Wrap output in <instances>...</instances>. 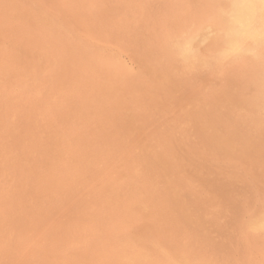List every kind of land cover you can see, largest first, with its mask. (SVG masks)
<instances>
[{"label": "rangeland", "instance_id": "rangeland-1", "mask_svg": "<svg viewBox=\"0 0 264 264\" xmlns=\"http://www.w3.org/2000/svg\"><path fill=\"white\" fill-rule=\"evenodd\" d=\"M205 1L206 2L204 3V0H132V1L131 0L130 1L129 0H123V1L122 0H120V1L119 0H102V1L101 0H0V194H1L0 198L3 199V200L0 199V212H1V214H0V220H1L0 221V223H1L0 229L2 230V231L0 230V249L2 248L0 250V264H30V263L31 264H36V263L37 264H43V263L44 264H105V263H107V264L108 263L109 264H154V263L155 264H194V263L195 264H204V263L205 264H208V263L209 264H217V263L218 264H250V263H252V264H264V252H263L264 251L263 250L264 249V247H263L264 246L263 245L264 233L261 232V234L259 233V234L255 235V234H252L248 231L246 232L245 224H244V221L246 218L264 217V208L261 206V204H259V203H262V205L264 204V168H263L264 159H262V158H264V147H263L264 146L263 145L264 144V139H263L264 138V131H263L264 126L262 125V124H264L263 123L264 122L263 121V118H264V49H263L264 48V42L258 43L257 41L255 42V40H253V39H248L246 41V43H247L246 49L249 47L253 54L247 55V52H245V53H241V54L236 55V56H231L227 59L223 58L222 53L226 49L229 40L236 38L233 35L234 30L240 27V26H234L232 23L233 18H234V11H235L232 8V6H233V4L237 3L238 0H229L230 2L228 0H220V1L219 0H205ZM214 1L216 2V4ZM213 3L215 5H213ZM219 3H221V4H219ZM115 4L117 5L116 7H115ZM110 6H112V7L114 6L113 7L114 11ZM127 6L129 8H126ZM207 6L210 8H208ZM224 7H225V9H224ZM257 7L258 8H256V13L253 16L251 21L258 19L261 15V13L259 12L260 7H261L260 4L257 5ZM104 8H106V9H104ZM204 8H206L205 10H208V12L210 14L207 13V11L205 12ZM128 9H129V12H127ZM131 9H132V11H131ZM105 10L108 12H106ZM215 10H217V11L215 12ZM225 10H227V11L225 12ZM218 11H219V14H218ZM86 13H87V16H89L88 18H90V19L93 18V19H91V21H90V19L88 20ZM202 14H204V15H202ZM229 15H231V16L229 17ZM194 16H196L197 18L195 17L196 18L195 19ZM218 16H219L220 20L218 19ZM226 16H227V18H226ZM115 17H116V19H115ZM215 17H217V18H215ZM31 18H32V20H31ZM35 18H38V19H35ZM224 18H225V20H224ZM34 19L37 21L39 20V21L37 22ZM102 19H104V20H102ZM194 19H195V21H194ZM198 19H200V20H198ZM27 20H28V23H27ZM222 20H223V22H222ZM226 20H228L229 22ZM86 21L88 22V24L86 23ZM89 23L92 26H90ZM188 23L191 25H187ZM36 24H37V27H36ZM109 24H111V26H112L111 28H110ZM138 24L140 25V27ZM38 25L40 27H38ZM136 25L138 26V28ZM186 25L189 27H187ZM24 26L26 28H24ZM127 26H128V28H126ZM95 27H97V28H95ZM113 27L116 29H114ZM223 27H225V28L223 29ZM45 28H47V29H45ZM101 28H102V30H101ZM182 28H183V30H182ZM191 28H193V30ZM98 29H100V30H98ZM107 29H109V30H107ZM130 29H132V30H130ZM41 30L43 33L40 32ZM137 30H139V31H137ZM26 31H27V33H26ZM60 31L61 32L64 31V32L61 34ZM113 31H114V33H113ZM177 31H179V32H177ZM58 32H60V33H58ZM91 32L94 34H92ZM116 32H118V33H116ZM104 33H107V34L104 35ZM186 33H188V34H186ZM223 33H224V35H223ZM111 34L113 36H111ZM132 34H135V35H132ZM177 34H179L180 36ZM229 34H230V36L231 35L232 36L230 37ZM48 35H49V37H48ZM126 35L130 38L126 37ZM44 36L46 37V39ZM223 37H225V39ZM33 38H34V40L35 39L38 40L39 43H37V41H34ZM53 38H55L57 41H54L55 39H53ZM162 38H164V39H162ZM58 39H60V41ZM62 39L64 41H67V42L69 41V42L66 44V42H64V41L62 42ZM179 39L183 43L186 42V40L191 41V48H192L191 59L193 60L192 65H186L185 63L182 64L183 62H181V60L179 58H176V57H178L177 52H176L177 49H175L173 47H175L174 44H177L176 42H180ZM222 39H224V41ZM118 40H121V41L119 42ZM146 40H148V41H146ZM173 40L174 41L176 40V42H174ZM132 41H133V43H132ZM145 41H146V43H144ZM220 41H221V43H220ZM248 41H249V43L251 42L250 45H249ZM60 42L63 43L65 45V47ZM129 42L131 45L129 44ZM169 42H171V43L169 44ZM31 43H33V45H31ZM135 43H136V45H135ZM154 43L157 45H155ZM183 43H181V44H183ZM50 44H52L51 45L52 47L50 46ZM55 44L57 47H59L58 48L59 51L56 50L57 48H56ZM68 44L69 45L72 44L71 46H73V48L71 46H69ZM53 45L55 48H53ZM59 45H61V48ZM121 45H123V46H121ZM124 45H125V47H124ZM133 45H134V48H133ZM34 46L36 49L33 48ZM45 46H46V48H44ZM67 46H69V47H67ZM130 46L132 49H136L138 51L133 50L135 53L134 52L132 53L131 52L132 49L130 48ZM75 47H77V48H75ZM142 47H143V49H141ZM50 48L52 51L50 50ZM125 48H127V49H125ZM249 48H248V50H249ZM77 49L78 50L81 49V50L77 51ZM53 50H54V53H53ZM60 50L62 52H60ZM70 50L71 51L73 50L72 51L73 53L70 54ZM139 50H140V52H139ZM141 50H142V52H141ZM147 50H149V51H147ZM254 51H255V53H254ZM43 52L45 53V55ZM55 52H56L57 56L54 55ZM58 53H59V58H58ZM83 53H85V55H87V56L85 57L83 55ZM141 53H143V54H141ZM60 54H62V55L60 56ZM68 55H70L69 58H68ZM77 56H79L78 59H77ZM62 57H65V58H62ZM84 57H85V59H84ZM57 58H58V61H57ZM245 58H247V59H245ZM45 59H47V60H45ZM99 59H101V60H99ZM152 59H153V61H152ZM242 59H244L245 61ZM65 61H67V62H65ZM68 62L69 63L73 62V63L68 64ZM116 62L119 65L116 64ZM150 62H153V63L151 64ZM78 63H79V65H78ZM84 63H86L88 66L86 64L84 65ZM89 63H91V64L89 65ZM105 63H107L109 66L108 65L106 66ZM112 63L113 64L115 63L116 67ZM202 63H203V65H202ZM73 64H74V66H73ZM157 64H158V66H157ZM169 64L171 65V67ZM178 64H180V65H178ZM47 65L52 66V68L49 66L47 67ZM68 65H70V66H68ZM98 65H99V67H98ZM120 65L121 66L123 65V67H121L122 69H120ZM164 65L167 67H165ZM75 66H77V68H75ZM80 66H81V68H80ZM105 66L107 67V69ZM130 66L131 67L133 66V67L131 68ZM54 67H55V69H53ZM91 67L92 68L94 67V68L92 69ZM110 67L113 69H111ZM164 67L165 68L170 67V68L168 70V69H165ZM182 67H183V69H182ZM198 67L200 69H197ZM118 68L120 69V71H123L124 73L123 72L121 73L118 70ZM138 68H142V69H138ZM162 68H163V70H162ZM178 68H181V69H178ZM65 69H66V71H65ZM68 69H70L69 70L70 72L68 71ZM71 69H72V71H71ZM131 69L133 72H135V74H136V71L138 70L137 71L138 73L136 75L138 80L134 79L135 75L129 74V73H133L131 71ZM49 70L51 71V74L49 73L50 72ZM80 70H82V71H80ZM182 70H183V72H181ZM115 71H116V73L118 71V73H120V75H122V76H120L118 73H117L118 76L116 75V73L113 75V73ZM175 71H177V72L175 73ZM84 72H86V74H83ZM88 72H89V75H88ZM92 72H94V74ZM102 72H104V73H102ZM142 72H144V73H142ZM148 72H150V73H148ZM60 73L61 74L63 73V74L61 75ZM91 73H92V75H91ZM96 73L98 74V76H96L97 75ZM125 73H126V75H130L131 77L129 76V79H128V76H126ZM58 74H60V75H58ZM76 74H78V75H76ZM80 74L82 75L81 78L79 77ZM186 74H187V76H186ZM63 75H66V76H63ZM123 75H125L126 79L129 80L128 83H127V80L125 79V76H123ZM138 75H139V78L142 75L141 78L143 80L139 79ZM54 76L56 77V79ZM83 76L85 78L87 76H89V77H87L86 79L85 78L83 79ZM103 76L105 78H103ZM96 77L99 78L97 80L98 82L96 81ZM117 77H118V79H117ZM185 78H187V79H185ZM58 79L60 80L61 83L58 81ZM63 79H65L66 81ZM88 79H90V80H88ZM94 79H95V81H94ZM122 79H123V81H122ZM130 79L131 80L133 79V80L131 81ZM147 79L148 80L151 79V80L147 81ZM79 80L82 82H80ZM104 80H106V81H104ZM113 80L115 83L113 82ZM139 80L141 81V84H143V85H141L139 83ZM180 80H182V81H180ZM92 81H93V83L94 82H97V83H94V84L91 83L90 84V82H92ZM154 81H155V84H154ZM187 81L190 83H188ZM63 82L64 83L67 82V83L64 84ZM69 82H72V84H70ZM79 82L82 84L81 85L82 87L80 86ZM86 82H88V85ZM118 82H119V84H117ZM159 82H160V84H159ZM161 82L163 84H161ZM111 83H113V85ZM164 83H165V85H164ZM166 83H167V86H166ZM61 84L64 86H62ZM75 84H79V85H75ZM97 84H98V86L99 85L100 86L98 87ZM105 84H107L109 86H107ZM65 85L66 86L68 85V86L66 87ZM157 86H158V88H157ZM161 86L162 87L164 86L163 87L164 89L168 88L169 91L167 89L163 90V88H161ZM109 87L113 88V90ZM151 87H152V90H151ZM153 87L155 89H153ZM171 87L173 88V90ZM186 87L189 89L188 92H187L188 89ZM66 88H68V89H66ZM100 88L102 89V91L105 94H103V92L101 93ZM117 88H119V89L117 90ZM106 89H107V91H106ZM119 90L121 91L122 94L120 93ZM157 90H159V91H157ZM92 91H96V92H92ZM99 91H100V93H98ZM166 91H168V92H166ZM194 91H196L197 93L195 94ZM66 92H68V93L66 94ZM155 92H157V93H155ZM191 92L195 94V95H193L194 97H192ZM97 93L100 95H98ZM106 93H107V95H106ZM141 93H142V95H141ZM85 95H88L87 97L90 100ZM159 95L163 100L159 97ZM73 96H74L75 101L73 100ZM176 96L179 97L180 100ZM202 96L205 99L202 98ZM76 97H78V98H76ZM102 97H104V99L105 100L107 99V100L105 101ZM136 97H137V99H135ZM170 98H172L173 101ZM116 99L118 101H116ZM158 99H159V101L161 99V101L159 102ZM188 99H189V101H188ZM198 99H200V100H198ZM85 100L86 101L88 100V101L86 102ZM139 100H140V102L138 103ZM113 101H115V102H113ZM156 101H158V103ZM99 102L100 103L102 102V103L100 104ZM176 102H178V103H176ZM205 102H207V103L204 104ZM86 103L92 108L88 107V105L84 106ZM105 103H106V105H105ZM123 103H125V104H123ZM129 103H131V104H129ZM133 103L134 104L136 103V104L133 105ZM155 103H156V105H155ZM167 103H168V105H167ZM236 103H238V104L236 105ZM245 103H246V105H244ZM42 104H43V107H41ZM137 104L139 106H137ZM208 104H210L211 107ZM240 104H242V105H240ZM34 105H36V106L34 107ZM130 105H132L133 107ZM163 105H164V107H163ZM45 106H46V108H45ZM98 106L99 107L101 106V107L98 109ZM111 106L113 107V109H110ZM203 106H205V107L203 108ZM248 106H250V107H248ZM93 107L95 109H93ZM103 107H105V108L102 109ZM40 108H41V110H40ZM86 108L88 110L90 109V111L86 110ZM187 108H188V110H187ZM63 109H65V110H63ZM97 109L99 110V113H98ZM154 109H156V110H154ZM168 109L171 110L172 112L171 111L169 112ZM66 110H67V112H66ZM76 110H77V112H76ZM132 110H134V111H132ZM161 110H163V112H161ZM190 110H191V112H190ZM199 110H201L203 112L200 113L201 111H199ZM212 110L215 112H212ZM112 111L114 114L112 113ZM37 112H39V113H37ZM46 112H47V114H46ZM57 112H58V114H57ZM191 113L194 115H192ZM186 114H187V116H186ZM246 114H247V116H246ZM85 115H86L85 120L82 121L84 119ZM211 115H214V116H211ZM42 116H44L45 118ZM49 116H52V117H49ZM91 116H93V117H91ZM185 116H186V119H183V118H185ZM193 116H194V119H192ZM217 116H219L220 118H217ZM237 116H238V118H237ZM256 116L259 118H257ZM48 117H49V119H48ZM74 117L76 118L75 120L77 122L74 121V119H73ZM82 117H83V119H82ZM94 117H96V118H94ZM239 117H240V119H239ZM242 117H245V118H242ZM253 117H254V119H253ZM50 118H53V119L51 120ZM88 118H89V120H88ZM249 118H251V119H249ZM46 119L49 121H47ZM64 119H66V120H64ZM94 119L95 120L97 119V120L95 121ZM113 119H116V120L114 121ZM119 119H120V121H119ZM134 119H136V120H134ZM141 119H143V120H141ZM179 119H180V121H179ZM32 120H34V121H32ZM111 120H112V122H111ZM219 120H222V121H219ZM243 120H245V121H243ZM59 121L61 124L59 123ZM80 121H81V123H80ZM89 121L92 122L93 124H91ZM240 121H241V123H240ZM66 122H68V123H66ZM75 122L79 125H77ZM51 123H52V125H51ZM108 123L109 124L112 123L110 125L111 127L109 126ZM193 123H195V124H193ZM232 123H234V124H232ZM254 123L257 124V126H255ZM36 124H38V125H36ZM73 124H75V125H73ZM84 124H86V125H84ZM105 124H107V125H105ZM218 124L221 127H219ZM30 125L32 127H30ZM198 125H199V127H198ZM230 125H233V127ZM69 126H70V129L68 128ZM80 126L81 127L83 126V128H80ZM225 126H229L231 131H229V127L227 129ZM242 126L244 128H242ZM25 127L27 129H25ZM116 127H117V130H116ZM193 127H194V129H196V127H198L197 130L199 129V132L195 131L193 129ZM231 127L234 129H231ZM32 128L34 131L32 130ZM38 128H40V129L43 128V129L40 130ZM53 128L55 131L53 130ZM111 128H113V129H111ZM143 128H145V129L143 130ZM35 129H36V131H35ZM58 129H59V131H58ZM88 129H89V131L86 132L85 130H88ZM107 129L109 131L111 130L110 131L111 133ZM120 129H122V130H120ZM130 129H132V130L130 131ZM163 129H165V130H163ZM68 130L71 132L69 133ZM97 130H98V132H97ZM153 130H155V131H153ZM38 131H39V134H38ZM66 131H67V133H66ZM81 131H82V133H81ZM186 131H188V132H186ZM189 131H191L192 133ZM245 131L246 132L249 131V132L246 133ZM72 132H74L75 134L74 133L71 134ZM129 132H131V133H129ZM141 132H143L144 134ZM51 133L54 135H52ZM56 133H58V134H56ZM94 133L97 135H95ZM101 133H103V135H101ZM120 133H122V134H120ZM135 133H136V135H134ZM226 133H228V135H226ZM229 133H231V134H229ZM46 134H48V135H46ZM59 134H62L63 136L59 135ZM145 134H147V135H145ZM199 134H200V137H199ZM241 134H243V135H241ZM65 135H66V137H65ZM132 135L134 138L132 137ZM157 135L160 136L158 139H156L158 137ZM185 135H186V137H185ZM231 135H232V137H231ZM247 135H248V137H246ZM13 136H15V137H13ZM30 136H32V137H30ZM49 136H51V137H49ZM77 136L79 138H77ZM171 136H174L176 140L174 139V137H171ZM176 136H179V137H176ZM187 136H189V137H187ZM38 137H40L41 139L39 138L40 140H38L37 139ZM80 137H81V140H80ZM86 137L88 139H86ZM99 137H100V139H99ZM113 137H115V138H113ZM116 137L119 138V140ZM121 137H122V139H121ZM193 137H194V139H193ZM219 137H220V139H219ZM108 138H109V140L107 141ZM126 138H127V140H126ZM198 138H200V139H198ZM36 139H37V142H36ZM155 139L158 141V143ZM190 139L192 141H190ZM201 139H202V141H201ZM210 139L213 141H211ZM224 139H226V141ZM79 140H80V142L82 141L81 142L82 146L80 145ZM99 140H102V141H99ZM137 140H139V141H137ZM150 140H151V142H150ZM193 140H195V141L197 140V142H195ZM242 140H243V142H242ZM262 140H263V142H262ZM74 141H76V142L74 143ZM160 141L162 143L165 142L164 143L165 145L162 144ZM52 142L55 144L53 145ZM128 142L130 145L134 142L131 145L132 147L128 144ZM250 142L252 143L251 146H250ZM258 142H260L261 144ZM86 143H88V144H86ZM117 143H118V146L116 145ZM125 143L128 145H125ZM155 143H157L158 146ZM211 143H213L215 145H213ZM254 143H256V144H254ZM83 144L85 147H83ZM99 144H101L100 148H98ZM107 144H110L109 145L110 149H108L109 147L106 148ZM114 144L116 145V147H114L115 146ZM137 144H138V146H137ZM181 144H183V145H181ZM220 144H221V146H220ZM45 145H46V147L47 146L48 147L46 148ZM252 145H253V147H252ZM91 146H93V147L91 148ZM112 146H113V149H112ZM118 147H121L123 149L121 150ZM163 147H166L167 149L165 150V148H163ZM217 148L219 150H221L222 153ZM259 148L261 151L259 150ZM83 149H85V151ZM211 149H213L214 151ZM248 149L250 152L248 151ZM96 150H99L100 152L96 151ZM132 150H133V152H135L134 154H133ZM134 150H137L138 152L134 151ZM53 151H55V152H53ZM92 151H93V153H92ZM48 152H49V154L51 153L50 154L51 156L49 154H47ZM75 152H76V154H75ZM81 152H82V154H81ZM86 152H87V154H86ZM94 152H96V156H95ZM224 152H225V154H223ZM91 153H92V155H91ZM193 153H195L196 155ZM77 154H79V155H77ZM105 154L106 155L108 154L107 155L108 157L105 156ZM111 154L113 157H111ZM118 154L121 156H118ZM124 154H126V155L123 156ZM129 154H130V158H129ZM140 154H141V156H140ZM167 154L169 156L166 157ZM246 154H249V155H246ZM250 154H252V155H250ZM52 155H54V156H52ZM257 155H259V156H257ZM115 156H117V157H115ZM133 156H134V158H133ZM44 157H46V158H44ZM50 157H52L53 160ZM118 157L120 160L118 159ZM218 157H220V158H218ZM251 157H252V159H251ZM138 158H142V159H138ZM128 159H129V162H128ZM152 159H154V160L152 161ZM253 159H255V160H253ZM41 160H43L44 162ZM50 160H52V161H50ZM103 160L105 162H103ZM75 161H76V163H75ZM92 161H94V163ZM138 161H141V162H138ZM146 161H147V163H146ZM233 161H235V162H233ZM32 162H34V163H32ZM36 162L38 165L36 164ZM97 162H99V163H97ZM142 162H145L146 164L142 163ZM39 163H40V165H39ZM82 163H83V166H82ZM260 163L261 164L263 163V164L261 165ZM43 164H45V165H43ZM54 164L56 165L55 169H54V166H55ZM63 164H64V168L62 166ZM35 166H37V167H35ZM141 166H143V167H141ZM152 166L154 168H152ZM241 167H243V169H241ZM67 168H68V170H67ZM148 168H151V169H148ZM232 168H234V169H232ZM85 169H86V171H85ZM91 169H94V170H91ZM104 169H105V171H104ZM82 171H83V173H82ZM154 171H156V172H154ZM177 171L180 173L178 174ZM253 171L255 172V174ZM85 172H88V173L86 174ZM146 172L149 174L147 175ZM63 173H65V174H63ZM89 173H90V175H89ZM91 173H93V174H91ZM161 173L163 174L162 176H161ZM176 174H178L179 177L174 176ZM209 174H210V176H209ZM257 174L260 176L258 177ZM39 175H40V177H39ZM84 175H86V177ZM132 175H134V177H132ZM140 175L141 176L146 175V176L140 177ZM241 175L243 176V178L241 177ZM180 176H182L185 179L182 180L183 178L182 177L180 178ZM33 177H35V178H33ZM42 177H43V180H42ZM83 177H84V179H83ZM88 177L90 178V180ZM213 177L214 178L216 177L215 180ZM239 177L241 179H239ZM27 178H28V180H27ZM154 178H155V180H154ZM259 178L263 179V180H260ZM138 179L139 180L141 179V180L139 181ZM146 179L149 181H147ZM156 180H157V182H156ZM251 180H253V181H251ZM105 181H106V183H105ZM29 182L33 183V185L32 184L29 185ZM133 182L136 184H133ZM162 182H164V183H162ZM180 182H183V183H180ZM251 182H252V184H251ZM16 183H18V184L16 185ZM36 183H37V186H34V185H36ZM97 183H99L98 184L99 186H97ZM116 183H118V184L116 185ZM121 183H122V185H120ZM161 184L163 187L161 186ZM191 184L193 186H191ZM139 185H140V187H139ZM147 185H148V187H147ZM40 186L42 187V189ZM157 186L161 189H159ZM30 187L34 188V189L31 190ZM124 187H125V190H124ZM133 187H135V188H133ZM144 187H146V188L144 189ZM126 188H128V189L130 188V189L128 190ZM150 188H152V190ZM164 188L167 190H165ZM187 188H188V190H187ZM231 188H232V190H231ZM11 189H12V191H11ZM23 189H24V191H23ZM183 189H185V190L183 191ZM210 189H211V191H210ZM234 189H235V191H234ZM20 190H22V191H20ZM26 190L28 191L27 192L28 194L26 193ZM135 190H136V192H135ZM120 191L122 193H114V192H120ZM194 191H197V192H195V194H193ZM11 192H13V193H11ZM20 192H22V193L20 194ZM38 192H40V194ZM130 192H131V194H130ZM93 193H95V194H93ZM188 193L190 195H188ZM4 194L7 196H5ZM25 194H27V195H25ZM51 194H52V196H51ZM55 194H57V195H55ZM78 194H79V196H78ZM91 194H92V196H90ZM107 194H109V195H107ZM112 194H113V196H111ZM126 194H127V198H126ZM132 194L133 195L135 194V195L133 196ZM12 195H14V198ZM30 195H31V197H30ZM45 195L47 197L48 196L49 197L46 198ZM62 195H63V197H62ZM124 195H125V197H124ZM153 195L154 196L156 195V196L153 197ZM207 195L209 196V198ZM237 195H239L240 197ZM2 196L3 197L5 196V197L3 198ZM99 196H102V197H99ZM196 196L199 199H197ZM11 197H12V199H10ZM52 197H54V198H52ZM70 197H71V199L73 198L72 199L73 201L70 199ZM139 197L140 198L142 197L141 201H140ZM202 197H205L204 198V200L206 201L205 203H204V200H202ZM22 198H23V200H22ZM64 198H68V200L64 199ZM82 198H85V199L83 200ZM135 198L139 199L138 202ZM148 198H150V199L152 198V200H149ZM39 199H40L41 203L39 202ZM108 199H109V202H108ZM144 199H145V201H144ZM187 199H189L188 201L190 203L187 201ZM228 199L230 201H228ZM13 200L15 201V203ZM51 200H52V202H51ZM69 200H70V202H66ZM79 200H80V202H79ZM146 200H148V201H146ZM216 200H217V202H216ZM17 201H19L20 203ZM33 201L35 202V205H34ZM42 201H43V203H42ZM48 201H50V202H48ZM116 201L117 202L119 201L121 204H124V205H121L120 203H115ZM159 201H160V203H158ZM199 201L201 202V204H199ZM208 201H209V203H208ZM82 202H83V204H82ZM110 202L112 204H110ZM123 202H125V203H123ZM131 202H133V203H131ZM24 203L25 204L27 203V204L25 205ZM85 203H87V205ZM173 203H174V205H171ZM219 203H220V205H219ZM8 204H9V206H7ZM43 204L46 205V208ZM54 204L57 206H55ZM68 204H70V207H72V208H70ZM88 204H89V206H88ZM106 204H107V206H106ZM113 204H115L114 207H113ZM222 204H223V206H222ZM23 205H25V206H23ZM61 205H63V206H61ZM109 205H110V207H108ZM170 205H171V207L169 208ZM175 205H177V206H175ZM202 205H204L205 208ZM211 205H212V207H211ZM230 205H232V206H230ZM253 205H254V207H253ZM3 206H5V207H3ZM11 206H13V207H11ZM250 206H252V207L250 208ZM14 207H16V208H14ZM22 207L25 209H23ZM34 207H35V209H34ZM94 207L97 209H95ZM115 207H117L119 210ZM214 207H216V209ZM217 207H218V209H217ZM219 207H221V208H219ZM222 207H224V208H222ZM246 208H248V209L244 210ZM73 209H74L75 214L73 213ZM77 209L80 211V213ZM98 209H99V211H96ZM223 209H224V211H223ZM240 209H241V211H240ZM5 210H6V212H5ZM37 210L40 212V214ZM109 210H110V212H109ZM126 210L128 211V213L126 212ZM177 210H178V213H177ZM193 210H195L196 212H194ZM203 210H204V212H203ZM256 210H257V212H256ZM35 211H36V213H35ZM93 211H96V212H93ZM106 211L109 213H107ZM168 211H170L171 213ZM206 211H207V213H206ZM27 212L30 215L26 214ZM112 212L114 213L113 215H112ZM120 212L123 213V214L121 213L123 215V217L121 214H119ZM161 212H163V213H161ZM55 213H56V215L58 214L59 217H58V215L57 216L54 215ZM59 213H61V215ZM103 213L104 214L107 213L106 217ZM115 213L117 214L116 216H115ZM83 214H84V216H83ZM100 214H103V216H101ZM220 214H221V216H220ZM40 215L43 217H40ZM49 215H50V218H49ZM70 215H71V217H70ZM78 215L83 216V218L79 217ZM94 215L95 216L98 215L97 217L101 220L96 218ZM128 215L130 217L131 216L132 217L130 218ZM22 216H23V218H22ZM37 216H39V217L37 218ZM118 216L120 217V219ZM179 216H181V218ZM206 216H208V217H206ZM236 216H237V218H236ZM9 217H10V221L11 220H14V221H11V222L7 221V220H9ZM29 217H30V219H28ZM75 217H76V219H74ZM101 217L103 218L104 221L102 220ZM109 217H110V219H109ZM176 217H178V219H176ZM70 218H71V221H69ZM113 218L115 220H113ZM27 219H28V221H27ZM38 219H44V220L39 221ZM50 219H52V220H50ZM56 219L57 220L59 219V220L57 221ZM97 219L99 220V223H100V221H102L103 223L101 222L99 224ZM116 219H118L119 223L117 222ZM60 220H64L63 224H60V223H62V221H60ZM77 220L83 224L81 225V223H78ZM120 220L121 221L123 220V222H122L123 225L121 224ZM124 220H126V221H124ZM176 220H179V221H176ZM180 220H182V221H180ZM218 220H219V222H218ZM25 221H27V222H25ZM50 221L51 222L53 221L52 222L53 224L50 223ZM65 221L67 222V224L65 223ZM106 221L108 223H106ZM171 221L173 222V224ZM20 222H22L21 226L19 224ZM44 222H45V224H44ZM57 222H59V223H57ZM73 222H76V224H78V225H76ZM89 222H91V223H89ZM8 223H10L11 226ZM28 223L31 226H29ZM49 223L51 224V226ZM220 223H222L223 226ZM234 223L238 226H236ZM104 224L107 226L104 227L105 226ZM118 224H120V225H118ZM24 225H27V228ZM53 225H55V226H53ZM58 225H59V227H58ZM86 225H87V228L89 230H85V229H87V228H84V227H86ZM88 225H89V227H88ZM96 225H98V226H96ZM100 225H102V227ZM186 225H188V226H186ZM213 225H214V227H217L218 229L214 228ZM228 225L230 226V228L228 227ZM164 226H165V228H164ZM178 226H180V227H178ZM90 227L91 228L93 227L94 229L93 228L92 229L94 231L92 229L90 230ZM119 227H120V229H119ZM193 227H195V228L193 229ZM219 227H220V230H219ZM3 228L5 229V231ZM16 228L18 229V231L16 230ZM51 228H53V229H51ZM80 228H82V229H80ZM180 228H182V229H180ZM183 228H185V230H183ZM222 228H224L225 232H227L228 234L225 233L223 231L224 229L222 230ZM23 229L26 231L24 232ZM27 229L29 230V232ZM106 229L109 231H106ZM110 229L111 230L113 229V230L111 231ZM117 229L120 231L119 233H118ZM54 230L57 232H55ZM77 230H79V231H77ZM177 230L178 231L180 230V233ZM75 231H76V233H75ZM86 231H87V233H86ZM185 231L188 232V234L190 233L191 236H190V234L189 235L186 234ZM22 232H24V233H22ZM70 232H72V233L70 234ZM81 232L82 233L84 232V233L82 234ZM89 232H90V234H89ZM94 232L96 233V235L97 234H99V235H97V236L94 235L95 234ZM115 232H116V234H115ZM1 233H3V234H1ZM234 235H236V236H234ZM187 236H189V237H187ZM237 236H238V238H237ZM259 236H261L262 238ZM51 237H53V239ZM86 237H88V238H86ZM100 237H102V238H100ZM211 237H213L214 239ZM94 238H95V240H94ZM191 238L194 240L192 241ZM249 238H251V239H249ZM205 239H207V240H205ZM92 240H94L95 242ZM96 241H97V243H96ZM166 241H167V243H166ZM194 241H195V243H194ZM215 241H216V243H215ZM249 241H252V242H249ZM99 242H101V243H99ZM116 242H118V243H116ZM261 242H262V244H261ZM11 243H13L14 246ZM53 243H54V245H53ZM93 243H94V245L96 244L95 245L96 247L93 245ZM102 243H103V245H102ZM114 243H116V244H114ZM127 243H128V245H127ZM130 243H131V245H130ZM239 243H240V245H239ZM254 243H257V244L260 243V245H259L260 248L258 247V245L254 244ZM68 244H70V245H68ZM89 244L91 245V247L89 246ZM10 245H12V246H10ZM45 245L48 247H46ZM77 245H80V246H77ZM120 245H121V247H120ZM172 245H174V246H172ZM86 246H88V248ZM115 246H116V249L114 250ZM117 246H119V247H117ZM6 247H8V248H6ZM42 247H44V248H42ZM90 248H92V249H90ZM57 250H58V252H57ZM177 250H178V252H177ZM50 252H51V254H50ZM56 252H57V254H55ZM99 252H101V253H99ZM61 253H64L63 255H68V256H63ZM65 253H67V254H65ZM172 253H174V254H172ZM32 254H33V256H32ZM52 254H53V256H52ZM102 254H104V255H102ZM122 254H124V255H122ZM100 255H101V257H100ZM186 255H188V256H186ZM98 256L100 257L99 260L97 259V258H99ZM135 256H137L138 259ZM252 256L255 259V261H254V259H251ZM108 257H110V259ZM36 258H38L39 260ZM47 258H49V259H47ZM175 259H177V260H175ZM69 260L71 262H69ZM96 260H97V262H96ZM106 260H108V261H106ZM101 261H102V263H101ZM156 261H157V263H156ZM175 261H176V263H175ZM191 261H192V263H191Z\"/></svg>", "mask_w": 264, "mask_h": 264}, {"label": "bare ground", "instance_id": "bare-ground-1", "mask_svg": "<svg viewBox=\"0 0 264 264\" xmlns=\"http://www.w3.org/2000/svg\"><path fill=\"white\" fill-rule=\"evenodd\" d=\"M101 1H102V0H101ZM119 1H120V0H119ZM122 1H123V0H122ZM129 1H130V0H129ZM131 1H132V0H131ZM219 1H220V0H219ZM228 1H229V0H228ZM114 2H115V1H114ZM205 2H206V1L204 0V3H205ZM208 2H209V1H208ZM212 2H213V1H212ZM214 2H215V1H214ZM229 2H230V1H229ZM233 2H234V1H233ZM246 2L249 3V4L254 5L255 8H254V9L245 10V11H243V12L234 9V10H235V11H234V18H233V22H232L234 26H241L242 24H246V23L250 22V21L252 20L253 16L255 15V13H256V8H258L257 5L260 4V0H246ZM93 3H94V2H93ZM112 3H113V2H112ZM124 3H125V2H124ZM101 4H102V3H101ZM215 4H216V2H215ZM215 4L213 3V5H215ZM219 4H221V3H219ZM219 4H218V5H219ZM225 4H226V3H225ZM112 5H113V4H112ZM205 5H206V4H205ZM209 5H210V4H209ZM209 5H208V6H209ZM96 6H97V5H96ZM116 6H117V5L115 4V7H116ZM121 6H122V5H121ZM128 6H129V5H128ZM128 6H127L126 8H129ZM208 6H207V7H208ZM211 6H212V5H211ZM110 7L113 9L114 6H113V7L110 6ZM118 7H119V6H118ZM200 7H201V6H200ZM132 8H133V7H132ZM208 8H210V7H208ZM213 8H214V7H213ZM215 8H216V7H215ZM227 8H228V7H227ZM227 8H226V9H227ZM101 9H102V8H101ZM104 9H106V8H104ZM104 9H103V10H104ZM109 9H110V8H109ZM200 9H201V8H200ZM205 9H206V8H204V10H205ZM221 9H222V8H221ZM224 9H225V7H224ZM96 10H97V9H96ZM107 10H108V9H107ZM122 10H123V9H122ZM134 10H135V9H134ZM222 10H223V9H222ZM93 11H94V10H93ZM101 11H102V10H101ZM105 11H106V10H105ZM113 11H114V9H113ZM131 11H132V9H131ZM206 11H207V13H209L208 10H205V12H206ZM216 11H217V10H215V12H216ZM226 11H227V10H225V12H226ZM229 11H230V10H229ZM106 12H108V11H106ZM127 12H129V9H128ZM193 12H194V11H193ZM193 12H192V13H193ZM259 12H260V11H259ZM82 13H83V12H82ZM104 13H105V12H104ZM188 13H189V12H188ZM260 13H261V12H260ZM101 14H102V13H101ZM117 14H118V13H117ZM209 14H210V13H209ZM218 14H219V11H218ZM231 14H232V13H231ZM96 15H97V14H96ZM102 15H103V14H102ZM105 15H106V14H105ZM120 15H121V14H120ZM196 15H197V14H196ZM202 15H204V14H202ZM226 15H227V14H226ZM37 16H38V15H37ZM40 16H41V15H40ZM40 16H39V17H40ZM86 16H87V13H86ZM112 16H113V15H112ZM190 16H191V15H190ZM206 16H207V15H206ZM206 16H205V17H206ZM222 16H223V15H222ZM224 16H225V15H224ZM230 16H231V15H229V17H230ZM27 17H28V16H27ZM29 17H30V16H29ZM35 17H36V16H35ZM44 17H45V16H44ZM88 17H89V16H87V18H88ZM102 17H103V16H102ZM102 17H101V18H102ZM121 17H122V16H121ZM124 17H125V16H124ZM188 17H189V16H188ZM192 17H193V16H192ZM195 17H196V16H194V18H195ZM198 17H199V16H198ZM200 17H201V16H200ZM85 18H86V17H85ZM87 18H86V19H87ZM101 18H100V19H101ZM104 18H105V17H104ZM129 18H130V17H129ZM196 18H197V17H196ZM196 18H195V19H196ZM215 18H217V17H215ZM226 18H227V16H226ZM29 19H30V18H29ZM35 19H38V18H35ZM35 19H34V20H35ZM89 19H90V18H88V20H89ZM91 19H93V18H91ZM91 19H90V21H91ZM113 19H114V18H113ZM115 19H116V17H115ZM119 19H120V18H119ZM126 19H127V18H126ZM186 19H187V18H186ZM186 19H185V20H186ZM189 19H190V18H189ZM195 19H194V21H195ZM218 19L220 20L219 16H218ZM222 19H223V18H222ZM31 20H32V18H31ZM41 20H42V19H41ZM98 20H99V19H98ZM102 20H104V19H102ZM106 20H107V19H106ZM123 20H124V19H123ZM198 20H200V19H198ZM202 20H203V19H202ZM204 20H205V19H204ZM206 20H207V19H206ZM214 20H215V19H214ZM224 20H225V18H224ZM35 21H37V20H35ZM38 21H39V20H38ZM38 21H37V22H38ZM191 21H192V20H191ZM216 21H217V20H216ZM226 21H228V20H226ZM231 21H232V20H231ZM31 22H32V21H31ZM43 22H44V21H43ZM116 22H117V21H116ZM122 22H123V21H122ZM188 22H189V21H188ZM196 22H197V21H196ZM198 22H199V21H198ZM217 22H218V21H217ZM222 22H223V20H222ZM228 22H229V21H228ZM228 22H227V23H228ZM27 23H28V20H27ZM86 23L88 24L87 21H86ZM117 23H118V22H117ZM190 23H191V22H190ZM219 23H220V22H219ZM30 24H31V23H30ZM30 24H29V25H30ZM33 24H34V23H33ZM44 24H45V23H44ZM112 24H113V23H112ZM122 24H123V23H122ZM195 24H196V23H195ZM27 25H28V24H27ZM27 25H26V26H27ZM31 25H32V24H31ZM89 25L92 26L90 23H89ZM138 25H139V24H138ZM187 25H191V24L188 23ZM187 25H186V26H187ZM199 25H200V24H199ZM229 25H230V24H229ZM79 26H80V25H79ZM109 26H110V28L112 27L111 24H109ZM115 26H116V25H115ZM136 26H137V25H136ZM195 26H196V25H195ZM197 26H198V25H197ZM230 26H231V25H230ZM234 26H233V27H234ZM36 27H37V24H36ZM38 27H40V26L38 25ZM98 27H99V26H98ZM134 27H135V26H134ZM139 27H140V25H139ZM187 27H189V26H187ZM192 27H193V26H192ZM24 28H26V27L24 26ZM27 28H28V27H27ZM34 28H35V27H34ZM42 28H43V27H42ZM48 28H49V27H48ZM50 28H51V27H50ZM56 28H57V27H56ZM95 28H97V27H95ZM107 28H108V27H107ZM113 28H114V27H113ZM126 28H128V26H127ZM137 28H138V26H137ZM180 28H181V27H180ZM194 28H195V27H194ZM224 28H225V27H223V29H224ZM45 29H47V28H45ZM51 29H52V28H51ZM60 29H61V28H60ZM114 29H116V28H114ZM191 29L193 30V28H191ZM31 30H32V29H31ZM61 30H62V29H61ZM96 30H97V29H96ZM98 30H100V29H98ZM101 30H102V28H101ZM107 30H109V29H107ZM130 30H132V29H130ZM178 30H179V29H178ZM182 30H183V28H182ZM46 31H47V30H46ZM49 31H50V30H49ZM53 31H54V30H53ZM134 31H135V30H134ZM137 31H139V30H137ZM169 31H170V30H169ZM169 31H168V32H169ZM189 31H190V30H189ZM40 32H42V30H41ZM47 32H48V31H47ZM47 32H46V33H47ZM54 32H55V31H54ZM60 32H61V31H60ZM60 32H58V33H60ZM63 32H64V31H63ZM63 32H61V34H62ZM96 32H97V31H96ZM104 32H105V31H104ZM177 32H179V31H177ZM193 32H194V31H193ZM26 33H27V31H26ZM42 33H43V32H42ZM52 33H53V32H52ZM91 33H92V32H91ZM101 33H102V32H101ZM113 33H114V31H113ZM116 33H118V32H116ZM137 33H138V32H137ZM139 33H140V32H139ZM171 33H172V32H171ZM191 33H192V32H191ZM229 33H230V32H229ZM38 34H39V33H38ZM40 34H41V33H40ZM92 34H94V33H92ZM105 34H107V33H104V35H105ZM186 34H188V33H186ZM186 34H185V35H186ZM31 35H32V34H31ZM31 35H30V36H31ZM34 35H35V34H34ZM44 35H45V34H44ZM54 35H55V34H54ZM64 35H65V34H64ZM90 35H91V34H90ZM117 35H118V34H117ZM120 35H121V34H120ZM132 35H135V34H132ZM136 35H137V34H136ZM177 35H179V34H177ZM191 35H192V34H191ZM223 35H224V33H223ZM50 36H51V35H50ZM57 36H58V35H57ZM69 36H70V35H69ZM95 36H96V35H95ZM106 36H107V35H106ZM111 36H113V35L111 34ZM141 36H142V35H141ZM143 36H144V35H143ZM179 36H180V35H179ZM229 36H230V34H229ZM231 36H232V35H231ZM231 36H230V37H231ZM34 37H35V36H34ZM44 37H45V36H44ZM44 37H43V38H44ZM48 37H49V35H48ZM53 37H54V36H53ZM55 37H56V36H55ZM60 37H61V36H60ZM97 37H98V36H97ZM119 37H120V36H119ZM126 37H128V36L126 35ZM139 37H140V36H139ZM158 37H159V36H158ZM184 37H185V36H184ZM65 38H66V37H65ZM65 38H64V39H65ZM69 38H70V37H69ZM113 38H114V37H113ZM113 38H112V39H113ZM128 38H130V37H128ZM128 38H127V39H128ZM131 38H132V37H131ZM185 38H186V37H185ZM185 38H184V39H185ZM223 38L225 39V37H223ZM39 39H40V38H39ZM45 39H46V37H45ZM50 39H51V38H50ZM53 39H55V38H53ZM53 39H52V40H53ZM70 39H71V38H70ZM70 39H69V40H70ZM116 39H117V38H116ZM119 39H120V38H119ZM121 39H122V38H121ZM138 39H139V38H138ZM162 39H164V38H162ZM181 39H182V38H181ZM188 39H189V38H188ZM224 39H222V40L224 41ZM30 40H31V39H30ZM33 40H34V38H33ZM33 40H32V41H33ZM41 40H42V39H41ZM43 40H44V39H43ZM52 40H51V41H52ZM58 40L60 41V39H58ZM66 40H67V39H66ZM74 40H75V39H74ZM135 40H136V39H135ZM34 41H37V43H39L38 40H36V39H35ZM44 41H45V40H44ZM46 41H47V40H46ZM51 41H50V42H51ZM54 41H57V40L55 39ZM59 41H58V42H59ZM63 41H64V40L62 39V42H63ZM118 41L120 42L121 40H118ZM133 41H134V40H133ZM133 41H132V43H133ZM138 41H139V40H138ZM146 41H148V40H146ZM146 41H145L144 43H146ZM173 41H174V40H173ZM179 41H180V39H179ZM186 41H187V40H186ZM223 41H222V42H223ZM249 41H250V40H249ZM249 41H248V43H249ZM27 42H28V41H27ZM29 42H30V41H29ZM64 42H66V44H67L69 41H68V42H67V41H64ZM72 42H73V41H72ZM72 42H71V43H72ZM135 42H136V41H135ZM141 42H142V41H141ZM171 42H172V41H171ZM171 42H169V44H170ZM174 42H176V40H175ZM180 42H181V41H180ZM180 42H179V43H180ZM255 42H256V41H255ZM46 43H47V42H46ZM60 43H61V42H60ZM60 43H59V44H60ZM124 43H125V42H124ZM142 43H143V42H142ZM176 43H177V42H176ZM181 43H183V42H181ZM220 43H221V41H220ZM258 43H259V42H258ZM29 44H30V43H29ZM52 44H53V43H52ZM52 44H50V46H51ZM61 44H63V43H61ZM69 44H70V43H69ZM69 44H68V45H69ZM72 44H73V43H72ZM72 44H71V45H72ZM77 44H78V43H77ZM127 44H128V43H127ZM129 44H130V42H129ZM154 44H155V43H154ZM250 44H251V42L249 43V45H250ZM31 45H33V43H31ZM63 45H64V44H63ZM71 45H69V46H71ZM73 45H74V44H73ZM130 45H131V44H130ZM135 45H136V43H135ZM139 45H140V44H139ZM152 45H153V44H152ZM155 45H157V44H155ZM165 45H166V44H165ZM171 45H172V44H171ZM175 45H176V44H174V46H175ZM246 45H247V43H246ZM258 45H259V44H258ZM261 45H262V44H261ZM28 46H29V45H28ZM36 46H37V45H36ZM38 46H39V45H38ZM43 46H44V45H43ZM55 46H56V44H55ZM59 46H60V48H61V45H59ZM69 46H67V47H69ZM74 46H75V45H74ZM76 46H77V45H76ZM121 46H123V45H121ZM172 46H173V45H172ZM219 46H220V45H219ZM24 47H25V46H24ZM31 47H32V46H31ZM51 47H52V46H51ZM64 47H65V45H64ZM71 47L73 48V46H71ZM81 47H82V46H81ZM124 47H125V45H124ZM126 47H127V46H126ZM168 47H169V46H168ZM222 47H223V46H222ZM259 47H260V46H259ZM259 47H258V48H259ZM33 48H35V46H34ZM44 48H46V46H45ZM53 48H55L54 45H53ZM56 48H57L56 50H58L59 47L56 46ZM62 48H63V47H62ZM75 48H77V47H75ZM130 48H131V46H130ZM130 48H129V49H130ZM133 48H134V45H133ZM136 48H137V47H136ZM166 48H167V47H166ZM173 48H175V47H173ZM217 48H218V47H217ZM248 48H249V47H248ZM248 48H247V49H248ZM28 49H29V48H28ZM30 49H31V48H30ZM35 49H36V48H35ZM42 49H43V48H42ZM63 49H64V48H63ZM81 49H82V48H81ZM81 49H79V50L77 49V51H80ZM125 49H127V48H125ZM131 49H132V48H131ZM131 49H130V50H131ZM141 49H143V47H142ZM159 49H160V48H159ZM175 49H176V48H175ZM263 49H264V48H263ZM50 50H51V48H50ZM133 50H136V49H132V51H131L132 53L134 52ZM162 50H163V49H162ZM249 50H250V48H249ZM259 50H260V49H259ZM51 51H52V50H51ZM58 51H59V50H58ZM68 51H69V50H68ZM72 51H73V50H72ZM72 51L70 50V54L73 53ZM82 51H83V50H82ZM136 51H138V50H136ZM145 51H146V50H145ZM147 51H149V50H147ZM160 51H161V50H160ZM160 51H159V52H160ZM171 51H172V50H171ZM219 51H220V50H219ZM49 52H50V51H49ZM60 52H62V51L60 50ZM74 52H75V51H74ZM84 52H85V51H84ZM126 52H127V51H126ZM139 52H140V50H139ZM141 52H142V50H141ZM159 52H158V53H159ZM174 52H175V51H174ZM176 52H177V51H176ZM258 52H259V51H258ZM262 52H263V51H262ZM43 53H44V52H43ZM53 53H54V50H53ZM68 53H69V52H68ZM75 53H76V52H75ZM77 53H78V52H77ZM134 53H135V52H134ZM254 53H255V51H254ZM27 54H28V53H27ZM141 54H143V53H141ZM164 54H165V53H164ZM44 55H45V53H44ZM47 55H48V54H47ZM54 55H56V52H55ZM61 55H62V54H60V56H61ZM66 55H67V54H66ZM83 55H84L85 57L87 56V55H85V53H83ZM125 55H126V54H125ZM138 55H139V54H138ZM138 55H137V56H138ZM147 55H148V54H147ZM173 55H174V54H173ZM247 55H248V54H247ZM49 56H50V55H49ZM56 56H57V55H56ZM69 56H70V55H68V58H69ZM74 56H75V55H74ZM144 56H145V55H144ZM144 56H143V57H144ZM177 56H178V55H177ZM194 56H195V55H194ZM257 56H258V55H257ZM46 57H47V56H46ZM78 57H79V56H77V59H78ZM85 57H84V59H85ZM88 57H89V56H88ZM93 57H94V56H93ZM129 57H130V56H129ZM149 57H150V56H149ZM149 57H148V58H149ZM244 57H245V56H244ZM247 57H248V56H247ZM48 58H49V57H48ZM58 58H59V53H58ZM58 58H57V61H58ZM62 58H65V57H62ZM72 58H73V57H72ZM81 58H82V57H81ZM81 58H80V59H81ZM140 58H141V57H140ZM154 58H155V57H154ZM176 58H178V57H176ZM254 58H255V57H254ZM70 59H71V58H70ZM82 59H83V58H82ZM93 59H94V58H93ZM141 59H142V58H141ZM157 59H158V58H157ZM245 59H247V58H245ZM45 60H47V59H45ZM55 60H56V59H55ZM64 60H65V59H64ZM64 60H63V61H64ZM75 60H76V59H75ZM87 60H88V59H87ZM99 60H101V59H99ZM147 60H148V59H147ZM159 60H160V59H159ZM209 60H210V59H209ZM242 60H244V59H242ZM259 60H260V59H259ZM61 61H62V60H61ZM67 61H68V60H67ZM67 61H65V62H67ZM73 61H74V60H73ZM77 61H78V60H77ZM84 61H85V60H84ZM84 61H83V62H84ZM91 61H92V60H91ZM149 61H150V60H149ZM152 61H153V59H152ZM179 61H180V60H179ZM192 61H193V60H192ZM206 61H207V60H206ZM244 61H245V60H244ZM256 61H257V60H256ZM43 62H44V61H43ZM45 62H46V61H45ZM50 62H51V61H50ZM54 62H55V61H54ZM78 62H79V61H78ZM85 62H86V61H85ZM94 62H95V61H94ZM106 62H107V61H106ZM110 62H111V61H110ZM113 62H114V61H113ZM135 62H136V61H135ZM181 62H182V61H181ZM224 62H225V61H224ZM242 62H243V61H242ZM252 62H253V61H252ZM257 62H258V61H257ZM62 63H63V62H62ZM70 63H73V62H70ZM70 63L68 62V64H70ZM75 63H76V62H75ZM108 63H109V62H108ZM136 63H137V62H136ZM150 63L152 64L153 62H150ZM158 63H159V62H158ZM255 63H256V62H255ZM260 63H261V62H260ZM45 64H46V63H45ZM81 64H82V63H81ZM85 64H86V63H84V65H85ZM90 64H91V63H89V65H90ZM109 64H110V63H109ZM112 64H113V63H112ZM116 64H118V63L116 62ZM182 64H184V63H182ZM256 64H257V63H256ZM57 65H58V64H57ZM60 65H61V64H60ZM76 65H77V64H76ZM78 65H79V63H78ZM84 65H83V66H84ZM86 65H87V64H86ZM93 65H94V64H93ZM105 65L107 66L108 64L105 63ZM113 65H115V63H114ZM118 65H119V64H118ZM134 65H135V64H134ZM153 65H154V64H153ZM159 65H160V64H159ZM169 65H170V64H169ZM178 65H180V64H178ZM198 65H199V64H198ZM202 65H203V63H202ZM254 65H255V64H254ZM258 65H259V64H258ZM48 66H49V65H47V67H48ZM62 66H63V65H62ZM68 66H70V65H68ZM73 66H74V64H73ZM87 66H88V65H87ZM87 66H86V67H87ZM101 66H102V65H101ZM106 66H105V67H106ZM108 66H109V65H108ZM110 66H111V65H110ZM126 66H127V65H126ZM154 66H155V65H154ZM157 66H158V64H157ZM164 66H165V65H164ZM184 66H185V65H184ZM49 67L52 68V66H49ZM56 67H57V66H56ZM63 67H64V66H63ZM65 67H66V66H65ZM98 67H99V65H98ZM103 67H104V66H103ZM115 67H116V65H115ZM117 67H118V66H117ZM121 67H123V65H122V66L120 65V69H122ZM130 67H131V66H130ZM132 67H133V66H132ZM132 67H131V68H132ZM136 67H137V66H136ZM165 67H167V66H165ZM165 67H164V68H165ZM170 67H171V65H170ZM170 67H169V68H170ZM224 67H225V66H224ZM51 68H50V69H51ZM75 68H77V66H75ZM75 68H74V69H75ZM80 68H81V66H80ZM83 68H84V67H83ZM83 68H82V69H83ZM91 68H92V67H91ZM91 68H90V69H91ZM93 68H94V67H93ZM93 68H92V69H93ZM110 68H111V67H110ZM126 68H127V67H126ZM143 68H144V67H143ZM157 68H158V67H157ZM169 68H165V69H168V70H169ZM192 68H193V67H192ZM46 69H47V68H46ZM53 69H55V67H54ZM53 69H52V70H53ZM88 69H89V68H88ZM99 69H100V68H99ZM104 69H105V68H104ZM106 69H107V67H106ZM111 69H113V68H111ZM120 69L118 68L119 71H120ZM138 69H142V68H138ZM160 69H161V68H160ZM165 69H164V70H165ZM172 69H173V68H172ZM178 69H181V68H178ZM182 69H183V67H182ZM197 69H200V68L198 67ZM203 69H204V68H203ZM205 69H206V68H205ZM62 70H63V69H62ZM69 70H70V69H68V71H69ZM85 70H86V69H85ZM85 70H84V71H85ZM95 70H96V69H95ZM95 70H94V71H95ZM114 70H115V69H114ZM143 70H144V69H143ZM162 70H163V68H162ZM201 70H202V69H201ZM49 71H50V70H49ZM57 71H58V70H57ZM59 71H60V70H59ZM65 71H66V69H65ZM71 71H72V69H71ZM74 71H75V70H74ZM80 71H82V70H80ZM86 71H87V70H86ZM91 71H92V70H91ZM105 71H106V70H105ZM128 71H129V70H128ZM131 71H132V69H131ZM137 71H138V70H137ZM137 71H136V74H135V72H133V71H132L133 73H129V72H128V73L131 74V75H135V78H134V79L136 80V79H137L136 75H137V73H138ZM165 71H166V70H165ZM198 71H199V70H198ZM69 72H70V71H69ZM69 72H68V73H69ZM76 72H77V71H76ZM120 72L122 73L123 71H120ZM167 72H168V71H167ZM176 72H177V71H175V73H176ZM178 72H179V71H178ZM181 72H183V70H182ZM184 72H185V71H184ZM49 73L51 74V71H50ZM52 73H53V72H52ZM55 73H56V72H55ZM92 73L94 74V72H92ZM92 73H91V75H92ZM97 73H98V72H97ZM97 73H96V74H97ZM102 73H104V72H102ZM109 73H110V72H109ZM115 73H116V71L113 73V75H114ZM117 73H118V71H117ZM117 73H116V75H117ZM123 73H124V72H123ZM126 73H127V72H126ZM126 73H125V75H126ZM142 73H144V72H142ZM142 73H141V74H142ZM148 73H150V72H148ZM168 73H169V72H168ZM187 73H188V72H187ZM60 74H61V73H60ZM60 74H58V75H60ZM62 74H63V73H62ZM62 74H61V75H62ZM65 74H66V73H65ZM72 74H73V73H72ZM83 74H86V72H84ZM110 74H111V73H110ZM118 74L120 75V73H118ZM182 74H183V73H182ZM190 74H191V73H190ZM54 75H55V74H54ZM67 75H68V74H67ZM76 75H78V74H76ZM88 75H89V72H88ZM102 75H103V74H102ZM108 75H109V74H108ZM125 75H123V76H125ZM139 75H140V74H139ZM139 75H138V78H139ZM145 75H146V74H145ZM145 75H144V76H145ZM148 75H149V74H148ZM148 75H147V76H148ZM170 75H171V74H170ZM63 76H66V75H63ZM69 76H70V75H69ZM81 76H82V75L80 74L79 77L81 78ZM85 76H86V75H85ZM94 76H95V75H94ZM96 76H98V74H97ZM104 76H105V75H104ZM104 76H103V78H105ZM117 76H118V75H117ZM120 76H122V75H120ZM126 76H128V79H129V76H130V75H126ZM126 76H125V79H126ZM186 76H187V74H186ZM189 76H190V75H189ZM54 77H55V76H54ZM59 77H60V76H59ZM73 77H74V76H73ZM87 77H89V76H87ZM87 77H86V78H87ZM92 77H93V76H92ZM99 77H100V76H99ZM108 77H109V76H108ZM111 77H112V76H111ZM130 77H131V76H130ZM141 77H142V75L140 76L139 79L143 80ZM52 78H53V77H52ZM68 78H69V77H68ZM84 78H85V77L83 76V79H84ZM86 78H85V79H86ZM109 78H110V77H109ZM112 78H113V77H112ZM172 78H173V77H172ZM176 78H177V77H176ZM55 79H56V77H55ZM55 79H54V80H55ZM91 79H92V78H91ZM98 79H99V78L96 77V81H97ZM101 79H102V78H101ZM107 79H108V78H107ZM114 79H115V78H114ZM117 79H118V77H117ZM128 79H126V80H127V83H128V81H129ZM185 79H187V78H185ZM63 80H65V79H63ZM71 80H72V79H71ZM88 80H90V79H88ZM92 80H93V79H92ZM130 80H131V79H130ZM132 80H133V79H132ZM132 80H131V81H132ZM137 80H138V79H137ZM150 80H151V79H150ZM150 80L147 79V81H150ZM178 80H179V79H178ZM58 81L60 82L59 79H58ZM65 81H66V80H65ZM79 81H80V80H79ZM94 81H95V79H94ZM99 81H100V80H99ZM104 81H106V80H104ZM120 81H121V80H120ZM122 81H123V79H122ZM180 81H182V80H180ZM54 82H55V81H54ZM80 82H82V81H80ZM80 82H79V83H80ZM88 82H89V81H88ZM88 82H86L87 85H88ZM97 82H98V81H97ZM97 82H94V83H97ZM100 82H101V81H100ZM113 82H114V80H113ZM157 82H158V81H157ZM187 82H188V81H187ZM60 83H61V82H60ZM63 83H64V82H63ZM66 83H67V82H66ZM66 83H64V84H66ZM69 83L72 84V82H69ZM86 83H85V84H86ZM91 83H93V81L90 82V84H91ZM94 83H93V84H94ZM114 83H115V82H114ZM124 83H125V82H124ZM127 83H126V84H127ZM133 83H134V82H133ZM139 83L141 84V81H140V80H139ZM179 83H180V82H179ZM188 83H190V82H188ZM219 83H220V82H219ZM258 83H259V82H258ZM50 84H51V83H50ZM58 84H59V83H58ZM93 84H92V85H93ZM103 84H104V83H103ZM103 84H102V85H103ZM111 84L113 85V83H111ZM111 84H110V85H111ZM117 84H119V82H118ZM121 84H122V83H121ZM121 84H120V85H121ZM126 84H125V85H126ZM140 84H139V85H140ZM147 84H148V83H147ZM149 84H150V83H149ZM154 84H155V81H154ZM159 84H160V82H159ZM161 84H163V83L161 82ZM181 84H182V83H181ZM51 85H52V84H51ZM61 85H62V84H61ZM75 85H79V84H75ZM75 85H74V86H75ZM81 85H82V84L80 83V86H81ZM83 85H84V84H83ZM105 85H107V84H105ZM115 85H116V84H115ZM120 85H119V86H120ZM128 85H129V84H128ZM131 85H132V84H131ZM141 85H143V84H141ZM141 85H140V86H141ZM164 85H165V83H164ZM188 85H189V84H188ZM188 85H187V86H188ZM56 86H57V85H56ZM62 86H64V85H62ZM62 86H61V87H62ZM65 86H66V85H65ZM67 86H68V85H67ZM67 86H66V87H67ZM70 86H71V85H70ZM97 86H98V84H97ZM99 86H100V85H99ZM99 86H98V87H99ZM107 86H109V85H107ZM116 86H117V85H116ZM116 86H115V87H116ZM129 86H130V85H129ZM155 86H156V85H155ZM166 86H167V83H166ZM168 86H169V85H168ZM76 87H77V86H76ZM81 87H82V86H81ZM84 87H85V86H84ZM84 87H83V88H84ZM92 87H93V86H92ZM102 87H103V86H102ZM112 87H113V86H112ZM135 87H136V86H135ZM159 87H160V86H159ZM163 87H164V86H163ZM163 87L161 86V88H163ZM191 87H192V86H191ZM47 88H48V87H47ZM47 88H46V89H47ZM50 88H51V87H50ZM54 88H55V87H54ZM70 88H71V87H70ZM105 88H106V87H105ZM109 88H111V87H109ZM157 88H158V86H157ZM171 88H172V87H171ZM184 88H185V87H184ZM186 88H187V87H186ZM192 88H193V87H192ZM66 89H68V88H66ZM85 89H86V88H85ZM95 89H96V88H95ZM100 89H101V88H100ZM103 89H104V88H103ZM107 89H108V88H107ZM107 89H106V91H107ZM111 89L113 90V88H111ZM115 89H116V88H115ZM118 89H119V88H117V90H118ZM153 89H155V88L153 87ZM166 89L168 90V88H166ZM166 89L163 88V90H166ZM187 89H188V88H187ZM220 89H221V88H220ZM72 90H73V89H72ZM78 90H79V89H78ZM97 90H98V89H97ZM104 90H105V89H104ZM109 90H110V89H109ZM112 90H111V91H112ZM151 90H152V87H151ZM172 90H173V88H172ZM194 90H195V89H194ZM73 91H74V90H73ZM83 91H84V90H83ZM119 91H120V90H119ZM154 91H155V90H154ZM157 91H159V90H157ZM168 91H169V90H168ZM168 91H166V92H168ZM188 91H189V89L187 90V92H188ZM62 92H63V91H62ZM64 92H65V91H64ZM68 92H69V91H68ZM68 92H66V94H67ZM92 92H96V91H92ZM102 92H103V91H102V89H101V93H102ZM116 92H117V91H116ZM150 92H151V91H150ZM194 92H195V94L197 93L196 91H194ZM52 93H53V92H52ZM52 93H51V94H52ZM71 93H72V92H71ZM75 93H76V92H75ZM81 93H82V92H81ZM98 93H100V91H99ZM98 93H97V94H98ZM120 93H121V91H120ZM131 93H132V92H131ZM133 93H134V92H133ZM155 93H157V92H155ZM158 93H159V92H158ZM191 93H192V92H191ZM78 94H79V93H78ZM84 94H85V93H84ZM92 94H93V93H92ZM97 94H96V95H97ZM103 94H105V93L103 92ZM103 94H102V95H103ZM112 94H113V93H112ZM118 94H119V93H118ZM121 94H122V93H121ZM168 94H169V93H168ZM195 94L192 93V97H194L193 95H195ZM198 94H199V93H198ZM80 95H81V94H80ZM98 95H100V94H98ZM106 95H107V93H106ZM141 95H142V93H141ZM165 95H166V94H165ZM169 95H170V94H169ZM174 95H175V94H174ZM174 95H173V96H174ZM200 95H201V94H200ZM55 96H56V95H55ZM85 96L87 97L88 95H85ZM93 96H94V95H93ZM104 96H105V95H104ZM115 96H116V95H115ZM163 96H164V95H163ZM163 96H162V97H163ZM167 96H168V95H167ZM170 96H171V95H170ZM58 97H59V96H58ZM79 97H80V96H79ZM91 97H92V96H91ZM131 97H132V96H131ZM159 97H160V95H159ZM164 97H165V96H164ZM168 97H169V96H168ZM176 97H177V96H176ZM76 98H78V97H76ZM84 98H85V97H84ZM87 98H88V97H87ZM102 98L104 99V97H102ZM133 98H134V97H133ZM140 98H141V97H140ZM157 98H158V97H157ZM160 98H161V97H160ZM172 98H173V97H172ZM172 98H170V99H172ZM177 98H179V97H177ZM202 98H204V97L202 96ZM82 99H83V98H82ZM88 99H89V98H88ZM110 99H111V98H110ZM135 99H137V97H136ZM145 99H146V98H145ZM147 99H148V98H147ZM161 99H162V98H161ZM161 99H160V101H161ZM173 99H174V98H173ZM173 99H172V101H173ZM196 99H197V98H196ZM204 99H205V98H204ZM73 100H74V96H73ZM89 100H90V99H89ZM96 100H97V99H96ZM104 100H105V99H104ZM106 100H107V99H106ZM106 100H105V101H106ZM119 100H120V99H119ZM156 100H157V99H156ZM162 100H163V99H162ZM164 100H165V99H164ZM179 100H180V98H179ZM198 100H200V99H198ZM28 101H29V100H28ZM32 101H33V100H32ZM61 101H62V100H61ZM74 101H75V100H74ZM77 101H78V100H77ZM80 101H81V100H80ZM85 101H86V100H85ZM85 101H84V102H85ZM87 101H88V100H87ZM87 101H86V102H87ZM116 101H118V100L116 99ZM158 101H159V99H158ZM158 101H156V102L158 103ZM160 101H159V102H160ZM176 101H177V100H176ZM188 101H189V99H188ZM201 101H202V100H201ZM206 101H207V100H206ZM35 102H36V101H35ZM35 102H34V103H35ZM90 102H91V101H90ZM97 102H98V101H97ZM113 102H115V101H113ZM123 102H124V101H123ZM132 102H133V101H132ZM136 102H137V101H136ZM139 102H140V100L138 101V103H139ZM162 102H163V101H162ZM164 102H165V101H164ZM43 103H44V102H43ZM79 103H80V102H79ZM82 103H83V102H82ZM82 103H81V104H82ZM99 103H100V102H99ZM101 103H102V102H101ZM101 103H100V104H101ZM106 103H107V102H106ZM106 103H105V105H106ZM118 103H119V102H118ZM146 103H147V102H146ZM176 103H178V102H176ZM206 103H207V102H205L204 104H206ZM232 103H233V102H232ZM234 103H235V102H234ZM255 103H256V102H255ZM260 103H261V102H260ZM55 104H56V103H55ZM77 104H78V103H77ZM77 104H76V105H77ZM90 104H91V103H90ZM107 104H108V103H107ZM123 104H125V103H123ZM129 104H131V103H129ZM129 104H128V105H129ZM135 104H136V103H135ZM135 104L133 103V105H135ZM181 104H182V103H181ZM204 104H203V105H204ZM237 104H238V103H236V105H237ZM242 104H243V103H242ZM242 104H240V105H242ZM53 105H54V104H53ZM78 105H79V104H78ZM87 105H88V104L86 103L84 106H87ZM97 105H98V104H97ZM97 105H96V106H97ZM111 105H112V104H111ZM155 105H156V103H155ZM167 105H168V103H167ZM169 105H170V104H169ZM208 105H210V104H208ZM244 105H246V103H245ZM35 106H36V105H34V107H35ZM61 106H62V105H61ZM79 106H80V105H79ZM113 106H114V105H113ZM121 106H122V105H121ZM130 106H132V105H130ZM137 106H139V105L137 104ZM147 106H148V105H147ZM159 106H160V105H159ZM41 107H43V104H42ZM82 107H83V106H82ZM88 107H90V106L88 105ZM100 107H101V106H100ZM100 107L98 106V109H99ZM111 107H112V106H111ZM111 107H110V109H113V107H112V108H111ZM132 107H133V106H132ZM135 107H136V106H135ZM135 107H134V108H135ZM163 107H164V105H163ZM175 107H176V106H175ZM175 107H174V108H175ZM204 107H205V106H203V108H204ZM208 107H209V106H208ZM210 107H211V105H210ZM210 107H209V108H210ZM248 107H250V106H248ZM31 108H32V107H31ZM36 108H37V107H36ZM45 108H46V106H45ZM50 108H51V107H50ZM70 108H71V107H70ZM90 108H92V107H90ZM104 108H105V107H103L102 109H104ZM106 108H107V107H106ZM115 108H116V107H115ZM188 108H189V107H188ZM188 108H187V110H188ZM230 108H231V107H230ZM251 108H252V107H251ZM259 108H260V107H259ZM74 109H75V108H74ZM74 109H73V110H74ZM93 109H95V108L93 107ZM98 109H97V110H98ZM125 109H126V108H125ZM135 109H136V108H135ZM141 109H142V108H141ZM189 109H190V108H189ZM199 109H200V108H199ZM210 109H211V108H210ZM248 109H249V108H248ZM37 110H38V109H37ZM40 110H41V108H40ZM52 110H53V109H52ZM63 110H65V109H63ZM86 110H88V109L86 108ZM114 110H115V109H114ZM120 110H121V109H120ZM154 110H156V109H154ZM163 110H164V109H163ZM163 110H161V112H163ZM168 110H169V109H168ZM184 110H185V109H184ZM191 110H192V109H191ZM191 110H190V112H191ZM220 110H221V109H220ZM224 110H225V109H224ZM230 110H231V109H230ZM232 110H233V109H232ZM234 110H235V109H234ZM254 110H255V109H254ZM31 111H32V110H31ZM49 111H50V110H49ZM88 111H90V109H89ZM122 111H123V110H122ZM132 111H134V110H132ZM136 111H137V110H136ZM138 111H139V110H138ZM140 111H141V110H140ZM165 111H166V110H165ZM170 111H171V110H169V112H170ZM193 111H194V110H193ZM199 111H201V110H199ZM204 111H205V110H204ZM208 111H209V110H208ZM208 111H207V112H208ZM235 111H236V110H235ZM66 112H67V110H66ZM76 112H77V110H76ZM81 112H82V111H81ZM100 112H101V111H100ZM108 112H109V111H108ZM114 112H115V111H114ZM125 112H126V111H125ZM130 112H131V111H130ZM130 112H129V113H130ZM159 112H160V111H159ZM171 112H172V111H171ZM190 112H189V113H190ZM202 112H203V111H201L200 113H202ZM212 112H215V111L212 110ZM236 112H237V111H236ZM37 113H39V112H37ZM53 113H54V112H53ZM61 113H62V112H61ZM63 113H64V112H63ZM91 113H92V112H91ZM98 113H99V110H98ZM101 113H102V112H101ZM103 113H104V112H103ZM112 113H113V111H112ZM119 113H120V112H119ZM127 113H128V112H127ZM183 113H184V112H183ZM183 113H182V114H183ZM208 113H209V112H208ZM247 113H248V112H247ZM46 114H47V112H46ZM57 114H58V112H57ZM82 114H83V113H82ZM88 114H89V113H88ZM107 114H108V113H107ZM113 114H114V113H113ZM137 114H138V113H137ZM187 114H188V113H187ZM187 114H186V116H187ZM191 114H192V113H191ZM248 114H249V113H248ZM44 115H45V114H44ZM50 115H51V114H50ZM66 115H67V114H66ZM68 115H69V114H68ZM91 115H92V114H91ZM95 115H96V114H95ZM99 115H100V114H99ZM104 115H105V114H104ZM111 115H112V114H111ZM111 115H110V116H111ZM192 115H194V114H192ZM232 115H233V114H232ZM260 115H261V114H260ZM88 116H89V115H88ZM123 116H124V115H123ZM127 116H128V115H127ZM181 116H182V115H181ZM186 116H185V118H183V119H186ZM211 116H214V115H211ZM215 116H216V115H215ZM246 116H247V114H246ZM248 116H249V115H248ZM261 116H262V115H261ZM261 116H260V117H261ZM42 117H44V116H42ZM46 117H47V116H46ZM49 117H52V116H49ZM49 117H48V119H49ZM57 117H58V116H57ZM63 117H64V116H63ZM69 117H70V116H69ZM75 117H76V116H75ZM75 117L73 118L74 121H76V120H75V119H76ZM85 117H86V115L84 116V119H83V117H82L83 120H82L81 118H80V119H81L82 121H84V120H85ZM91 117H93V116H91ZM98 117H99V116H98ZM113 117H114V116H113ZM128 117H129V116H128ZM135 117H136V116H135ZM231 117H232V116H231ZM256 117H257V116H256ZM44 118H45V117H44ZM94 118H96V117H94ZM103 118H104V117H103ZM139 118H140V117H139ZM187 118H188V117H187ZM212 118H213V117H212ZM217 118H220V117L217 116ZM217 118H216V119H217ZM227 118H228V117H227ZM233 118H234V117H233ZM237 118H238V116H237ZM242 118H245V117H242ZM257 118H259V117H257ZM50 119L52 120L53 118H50ZM56 119H57V118H56ZM67 119H68V118H67ZM86 119H87V118H86ZM91 119H92V118H91ZM104 119H105V118H104ZM116 119H117V118H116ZM116 119H113V120L115 121ZM129 119H130V118H129ZM131 119H132V118H131ZM192 119H194V116H193ZM197 119H198V118H197ZM229 119H230V118H229ZM239 119H240V117H239ZM249 119H251V118H249ZM253 119H254V117H253ZM255 119H256V118H255ZM37 120H38V119H37ZM46 120H47V119H46ZM51 120H50V121H51ZM62 120H63V119H62ZM64 120H66V119H64ZM88 120H89V118H88ZM94 120H95V119H94ZM96 120H97V119H96ZM96 120H95V121H96ZM109 120H110V119H109ZM117 120H118V119H117ZM124 120H125V119H124ZM134 120H136V119H134ZM141 120H143V119H141ZM172 120H173V119H172ZM174 120H175V119H174ZM199 120H200V119H199ZM32 121H34V120H32ZM47 121H49V120H47ZM47 121H46V122H47ZM74 121H73V122H74ZM119 121H120V119H119ZM175 121H176V120H175ZM177 121H178V120H177ZM179 121H180V119H179ZM184 121H185V120H184ZM192 121H193V120H192ZM219 121H222V120H219ZM233 121H234V120H233ZM238 121H239V120H238ZM243 121H245V120H243ZM261 121H262V120H261ZM263 121H264V118H263ZM46 122H45V123H46ZM55 122H56V121H55ZM76 122H77V121H76ZM76 122H75V123H76ZM85 122H86V121H85ZM89 122H90V121H89ZM111 122H112V120H111ZM117 122H118V121H117ZM128 122H129V121H128ZM137 122H138V121H137ZM225 122H226V121H225ZM225 122H224V123H225ZM230 122H231V121H230ZM247 122H248V121H247ZM253 122H254V121H253ZM48 123H49V122H48ZM57 123H58V122H57ZM59 123H60V121H59ZM62 123H63V122H62ZM64 123H65V122H64ZM66 123H68V122H66ZM80 123H81V121H80ZM83 123H84V122H83ZM83 123H82V124H83ZM90 123L93 124L92 122H90ZM102 123H103V122H102ZM106 123H107V122H106ZM123 123H124V122H123ZM129 123H130V122H129ZM139 123H140V122H139ZM196 123H197V122H196ZM227 123H228V122H227ZM238 123H239V122H238ZM240 123H241V121H240ZM263 123H264V122H263ZM54 124H55V123H54ZM54 124H53V125H54ZM60 124H61V123H60ZM60 124H59V125H60ZM76 124H77V123H76ZM87 124H88V123H87ZM94 124H95V123H94ZM108 124H109V123H108ZM111 124H112V123H111ZM111 124H109V126H110ZM113 124H114V123H113ZM118 124H119V123H118ZM193 124H195V123H193ZM222 124H223V123H222ZM232 124H234V123H232ZM252 124H253V123H252ZM254 124H255V123H254ZM24 125H25V124H24ZM36 125H38V124H36ZM44 125H45V124H44ZM51 125H52V123H51ZM63 125H64V124H63ZM65 125H66V124H65ZM73 125H75V124H73ZM73 125H72V126H73ZM77 125H79V124H77ZM77 125H76V126H77ZM84 125H86V124H84ZM84 125H83V126H84ZM97 125H98V124H97ZM97 125H96V126H97ZM105 125H107V124H105ZM114 125H115V124H114ZM120 125H121V124H120ZM127 125H128V124H127ZM135 125H136V124H135ZM225 125H226V124H225ZM249 125H250V124H249ZM262 125L264 126V124H262ZM70 126H71V125H70ZM70 126L68 127L69 129H70ZM83 126H82V127L80 126V128H83ZM101 126H102V125H101ZM130 126H131V125H130ZM190 126H191V125H190ZM218 126H219V124H218ZM222 126H223V125H222ZM230 126L233 127V125H230ZM236 126H237V125H236ZM244 126H245V125H244ZM252 126H253V125H252ZM252 126H251V127H252ZM255 126H257V124H255ZM260 126H261V125H260ZM260 126H259V127H260ZM27 127H28V126H27ZM30 127H32V126L30 125ZM35 127H36V126H35ZM39 127H40V126H39ZM43 127H44V126H43ZM62 127H63V126H62ZM89 127H90V126H89ZM91 127H92V126H91ZM110 127H111V126H110ZM128 127H129V126H128ZM128 127H127V128H128ZM140 127H141V126H140ZM198 127H199V125H198ZM198 127H196V129H194V127H193V129H194L195 131H198V132H199V129L197 130ZM219 127H221V126H219ZM225 127L228 129L229 126H225ZM232 127H231V129H234V128H232ZM261 127H262V126H261ZM261 127H260V128H261ZM51 128H52V127H51ZM71 128H72V127H71ZM73 128H74V127H73ZM114 128H115V127H114ZM226 128H225V129H226ZM242 128H244V127L242 126ZM263 128H264V127H263ZM263 128H262V129H263ZM25 129H27V128L25 127ZM38 129H40V128H38ZM38 129H37V130H38ZM42 129H43V128H41L40 130H42ZM65 129H66V128H65ZM84 129H85V128H84ZM90 129H91V128H90ZM96 129H97V128H96ZM105 129H106V128H105ZM108 129H109V128H108ZM108 129H107V130H108ZM111 129H113V128H111ZM132 129H133V128H132ZM132 129H130V131H131ZM144 129H145V128H143V130H144ZM155 129H156V128H155ZM186 129H187V128H186ZM186 129H185V130H186ZM188 129H189V128H188ZM248 129H249V128H248ZM32 130H33V128H32ZM53 130H54V128H53ZM60 130H61V129H60ZM71 130H72V129H71ZM76 130H77V129H76ZM99 130H100V129H99ZM102 130H103V129H102ZM114 130H115V129H114ZM116 130H117V127H116ZM120 130H122V129H120ZM127 130H128V129H127ZM147 130H148V129H147ZM147 130H146V131H147ZM158 130H159V129H158ZM158 130H157V131H158ZM163 130H165V129H163ZM174 130H175V129H174ZM183 130H184V129H183ZM189 130H190V129H189ZM238 130H239V129H238ZM240 130H241V129H240ZM253 130H254V129H253ZM33 131H34V130H33ZM35 131H36V129H35ZM48 131H49V130H48ZM54 131H55V130H54ZM58 131H59V129H58ZM68 131H69V130H68ZM73 131H74V130H73ZM83 131H84V130H83ZM85 131L87 132V131H89V129H88V130H85ZM91 131H92V130H91ZM108 131H109V130H108ZM110 131H111V130H110ZM110 131H109V132H110ZM112 131H113V130H112ZM124 131H125V130H124ZM149 131H150V130H149ZM153 131H155V130H153ZM170 131H171V130H170ZM191 131H192V130H191ZM191 131H189V132H191ZM211 131H212V130H211ZM224 131H225V130H224ZM229 131H231V130H230V127H229ZM229 131H228V132H229ZM232 131H233V130H232ZM235 131H236V130H235ZM235 131H234V132H235ZM263 131H264V130H263ZM70 132H71V131H69V133H70ZM94 132H95V131H94ZM97 132H98V130H97ZM102 132H103V131H102ZM109 132H108V133H109ZM118 132H119V131H118ZM147 132H148V131H147ZM163 132H164V131H163ZM186 132H188V131H186ZM186 132H185V133H186ZM237 132H238V131H237ZM239 132H240V131H239ZM242 132H243V131H242ZM242 132H241V133H242ZM245 132H246V131H245ZM248 132H249V131H248ZM248 132H246V133H248ZM256 132H257V131H256ZM34 133H35V132H34ZM53 133H54V132H53ZM61 133H62V132H61ZM66 133H67V131H66ZM73 133H74V132H72L71 134H73ZM81 133H82V131H81ZM110 133H111V132H110ZM124 133H125V132H124ZM126 133H127V132H126ZM129 133H131V132H129ZM129 133H128V134H129ZM141 133H143V132H141ZM166 133H167V132H166ZM166 133H165V134H166ZM168 133H169V132H168ZM191 133H192V132H191ZM193 133H194V132H193ZM195 133H196V132H195ZM231 133H232V132H231ZM231 133H229V134H231ZM259 133H260V132H259ZM15 134H16V133H15ZM38 134H39V131H38ZM51 134H52V133H51ZM51 134H50V135H51ZM56 134H58V133H56ZM62 134H63V133H62ZM62 134H59V135H62ZM64 134H65V133H64ZM71 134H70V135H71ZM74 134H75V133H74ZM77 134H78V133H77ZM79 134H80V133H79ZM94 134H95V133H94ZM98 134H99V133H98ZM105 134H106V133H105ZM114 134H115V133H114ZM114 134H113V135H114ZM120 134H122V133H120ZM143 134H144V133H143ZM147 134H148V133H147ZM147 134H145V135H147ZM151 134H152V133H151ZM157 134H158V133H157ZM159 134H160V133H159ZM224 134H225V133H224ZM233 134H234V133H233ZM33 135H34V134H33ZM46 135H48V134H46ZM52 135H54V134H52ZM95 135H97V134H95ZM95 135H94V136H95ZM101 135H103V133H101ZM109 135H110V134H109ZM134 135H136V133H135ZM155 135H156V134H155ZM168 135H169V134H168ZM188 135H189V134H188ZM191 135H192V134H191ZM195 135H196V134H195ZM216 135H217V134H216ZM226 135H228V133H226ZM234 135H235V134H234ZM234 135H233V136H234ZM236 135H237V134H236ZM241 135H243V134H241ZM244 135H245V134H244ZM249 135H250V134H249ZM62 136H63V135H62ZM78 136H79V135H78ZM78 136H77V138H79ZM82 136H83V135H82ZM107 136H108V135H107ZM107 136H106V137H107ZM125 136H126V135H125ZM129 136H130V135H129ZM148 136H149V135H148ZM157 136H158V137H157L156 139H158V138L160 137L159 135H157ZM179 136H180V135H179ZM179 136H176V137H179ZM237 136H238V135H237ZM13 137H15V136H13ZM30 137H32V136H30ZM44 137H45V136H44ZM49 137H51V136H49ZM65 137H66V135H65ZM71 137H72V136H71ZM88 137H89V136H88ZM100 137H101V136H100ZM100 137H99V139H100ZM104 137H105V136H104ZM108 137H109V136H108ZM132 137H133V135H132ZM149 137H150V136H149ZM151 137H152V136H151ZM171 137H174V136H171ZM180 137H181V136H180ZM185 137H186V135H185ZM185 137H184V138H185ZM187 137H189V136H187ZM191 137H192V136H191ZM199 137H200V134H199ZM231 137H232V135H231ZM242 137H243V136H242ZM246 137H248V135H247ZM39 138H40V137H38L37 139L40 140L41 138H40V139H39ZM60 138H61V137H60ZM101 138H102V137H101ZM113 138H115V137H113ZM116 138H117V137H116ZM124 138H125V137H124ZM133 138H134V137H133ZM136 138H137V137H136ZM195 138H196V137H195ZM203 138H204V137H203ZM205 138H206V137H205ZM208 138H209V137H208ZM240 138H241V137H240ZM249 138H250V137H249ZM37 139H36V142H37ZM56 139H57V138H56ZM86 139H88V138L86 137ZM117 139L119 140V138H117ZM117 139H116V140H117ZM121 139H122V137H121ZM131 139H132V138H131ZM131 139H130V140H131ZM147 139H148V138H147ZM156 139H155V140H156ZM174 139H175V137H174ZM178 139H179V138H178ZM193 139H194V137H193ZM198 139H200V138H198ZM219 139H220V137H219ZM226 139H227V138H226ZM226 139H224V140L226 141ZM250 139H251V138H250ZM263 139H264V138H263ZM49 140H50V139H49ZM49 140H48V141H49ZM57 140H58V139H57ZM73 140H74V139H73ZM75 140H76V139H75ZM80 140H81V137H80ZM80 140H79V142H80ZM97 140H98V139H97ZM105 140H106V139H105ZM105 140H104V141H105ZM108 140H109V138L107 139V141H108ZM111 140H112V139H111ZM114 140H115V139H114ZM114 140H113V141H114ZM124 140H125V139H124ZM126 140H127V138H126ZM148 140H149V139H148ZM151 140H152V139H151ZM151 140H150V142H151ZM155 140H154V141H155ZM175 140H176V139H175ZM210 140H211V139H210ZM33 141H34V140H33ZM52 141H53V140H52ZM54 141H55V140H54ZM69 141H70V140H69ZM86 141H87V140H86ZM86 141H85V142H86ZM93 141H94V140H93ZM99 141H102V140H99ZM113 141H112V142H113ZM137 141H139V140H137ZM137 141H136V142H137ZM156 141H157V140H156ZM172 141H173V140H172ZM172 141H171V142H172ZM190 141H192V140L190 139ZM193 141H195V140H193ZM201 141H202V139H201ZM211 141H213V140H211ZM259 141H260V140H259ZM58 142H59V141H58ZM67 142H68V141H67ZM75 142H76V141H74V143H75ZM81 142H82V141H81ZM81 142H80V145L82 144ZM90 142H91V141H90ZM95 142H96V141H95ZM95 142H94V143H95ZM115 142H116V141H115ZM122 142H123V141H122ZM129 142H130V141H129ZM129 142H128V144H129ZM134 142H135V141H134ZM134 142H133V143H134ZM160 142H161V141H160ZM163 142H164V141H163ZM186 142H187V141H186ZM195 142H197V140H196ZM198 142H199V141H198ZM206 142H207V141H206ZM208 142H209V141H208ZM218 142H219V141H218ZM239 142H240V141H239ZM242 142H243V140H242ZM242 142H241V143H242ZM253 142H254V141H253ZM255 142H256V141H255ZM262 142H263V140H262ZM39 143H40V142H39ZM44 143H45V142H44ZM46 143H47V142H46ZM52 143H53V142H52ZM68 143H69V142H68ZM72 143H73V142H72ZM88 143H89V142H88ZM88 143H86V144H88ZM91 143H92V142H91ZM110 143H111V142H110ZM119 143H120V142H119ZM133 143H132V144H133ZM139 143H140V142H139ZM157 143H158V141H157ZM157 143H155V144L158 146ZM161 143H162V142H161ZM164 143H165V142H164ZM164 143H162V144H164ZM182 143H183V142H182ZM187 143H188V142H187ZM215 143H216V142H215ZM258 143H260V142H258ZM34 144H35V143H34ZM41 144H42V143H41ZM47 144H48V143H47ZM54 144H55V143H53V145H54ZM60 144H61V143H60ZM63 144H64V143H63ZM77 144H78V143H77ZM84 144H85V143H84ZM84 144H83V147H85ZM111 144H112V143H111ZM121 144H122V143H121ZM128 144L125 143V145H128ZM132 144H131V145H132ZM162 144H161V145H162ZM188 144H189V143H188ZM190 144H191V143H190ZM203 144H204V143H203ZM206 144H207V143H206ZM209 144H210V143H209ZM211 144H213V143H211ZM223 144H224V143H223ZM232 144H233V143H232ZM251 144H252V143L250 142V146H251ZM254 144H256V143H254ZM254 144H253V145H254ZM260 144H261V143H260ZM78 145H79V144H78ZM91 145H92V144H91ZM95 145H96V144H95ZM100 145H101V144H99V145H98L99 147H98V146H97V147L100 148ZM107 145H108V146H107ZM107 145H106V148L109 147L108 149H110V146H109L110 144H107ZM114 145H115V144H114ZM116 145L118 146V143H117ZM116 145H115L114 147H116ZM122 145H123V144H122ZM129 145H130V144H129ZM131 145H130V146H131ZM141 145H142V144H141ZM164 145H165V144H164ZM172 145H173V144H172ZM181 145H183V144H181ZM191 145H192V144H191ZM199 145H200V144H199ZM213 145H215V144H213ZM242 145H243V144H242ZM253 145H252V147H253ZM263 145H264V144H263ZM35 146H36V145H35ZM43 146H44V145H43ZM57 146H58V145H57ZM61 146H62V145H61ZM66 146H67V145H66ZM81 146H82V145H81ZM119 146H120V145H119ZM137 146H138V144H137ZM139 146H140V145H139ZM174 146H175V145H174ZM200 146H201V145H200ZM217 146H218V145H217ZM220 146H221V144H220ZM260 146H261V145H260ZM33 147H34V146H33ZM45 147H46V145H45ZM47 147H48V146H47ZM47 147H46V148H47ZM49 147H50V146H49ZM53 147H54V146H53ZM63 147H64V146H63ZM75 147H76V146H75ZM92 147H93V146H91V148H92ZM103 147H104V146H103ZM121 147H122V146H121ZM121 147H118V148H120V149L122 150L123 148H121ZM131 147H132V146H131ZM181 147H182V146H181ZM248 147H249V146H248ZM256 147H257V146H256ZM261 147H262V146H261ZM263 147H264V146H263ZM65 148H66V147H65ZM106 148H105V149H106ZM124 148H125V147H124ZM138 148H139V147H138ZM163 148H165V150L167 149L166 147H163ZM215 148H216V147H215ZM218 148H219V147H218ZM218 148H217V149H218ZM79 149H80V148H79ZM86 149H87V148H86ZM112 149H113V146H112ZM126 149H127V148H126ZM135 149H136V148H135ZM160 149H161V148H160ZM196 149H197V148H196ZM202 149H203V148H202ZM208 149H209V148H208ZM234 149H235V148H234ZM249 149H250V148H249ZM249 149H248V151H249ZM262 149H263V148H262ZM83 150L85 151V149H83ZM116 150H117V149H116ZM127 150H128V149H127ZM143 150H144V149H143ZM143 150H142V151H143ZM146 150H147V149H146ZM146 150H145V151H146ZM163 150H164V149H163ZM189 150H190V149H189ZM211 150H213V149H211ZM218 150H219V149H218ZM224 150H225V149H224ZM235 150H236V149H235ZM259 150H260V148H259ZM64 151H65V150H64ZM76 151H77V150H76ZM90 151H91V150H90ZM96 151H99V150H96ZM103 151H104V150H103ZM106 151H107V150H106ZM106 151H105V152H106ZM109 151H110V150H109ZM118 151H119V150H118ZM134 151H137V150H134ZM190 151H191V150H190ZM206 151H207V150H206ZM213 151H214V150H213ZM219 151H221V150H219ZM237 151H238V150H237ZM251 151H252V150H251ZM260 151H261V150H260ZM42 152H43V151H42ZM53 152H55V151H53ZM73 152H74V151H73ZM99 152H100V151H99ZM101 152H102V151H101ZM114 152H115V151H114ZM125 152H126V151H125ZM132 152H133V150H132ZM137 152H138V151H137ZM137 152H136V153H137ZM164 152H165V151H164ZM166 152H167V151H166ZM197 152H198V151H197ZM200 152H201V151H200ZM200 152H199V153H200ZM234 152H235V151H234ZM249 152H250V151H249ZM83 153H84V152H83ZM92 153H93V151H92ZM92 153H91V155H92ZM94 153H95V156H96V152H94ZM107 153H108V152H107ZM126 153H127V152H126ZM134 153H135V152H133V154H134ZM143 153H144V152H143ZM195 153H196V152H195ZM195 153H193V154H195ZM207 153H208V152H207ZM221 153H222V151H221ZM221 153H220V154H221ZM240 153H241V152H240ZM258 153H259V152H258ZM42 154H43V153H42ZM47 154H49V152H48ZM47 154H46V155H47ZM50 154H51V153H50ZM50 154H49V155H50ZM75 154H76V152H75ZM81 154H82V152H81ZM86 154H87V152H86ZM100 154H101V153H100ZM145 154H146V153H145ZM223 154H225V152H224ZM256 154H257V153H256ZM57 155H58V154H57ZM62 155H63V154H62ZM62 155H61V156H62ZM77 155H79V154H77ZM101 155H102V154H101ZM107 155H108V154H107ZM107 155L105 154V156H107ZM114 155H115V154H114ZM125 155H126V154H124L123 156H125ZM137 155H138V154H137ZM150 155H151V154H150ZM189 155H190V154H189ZM195 155H196V154H195ZM230 155H231V154H230ZM232 155H233V154H232ZM246 155H249V154H246ZM246 155H245V156H246ZM250 155H252V154H250ZM253 155H254V154H253ZM50 156H51V155H50ZM52 156H54V155H52ZM75 156H76V155H75ZM87 156H88V155H87ZM99 156H100V155H99ZM102 156H103V155H102ZM102 156H101V157H102ZM105 156H104V157H105ZM118 156H121V155L118 154ZM135 156H136V155H135ZM140 156H141V154H140ZM153 156H154V155H153ZM164 156H165V155H164ZM167 156H169V155L167 154L166 157H167ZM221 156H222V155H221ZM225 156H226V155H225ZM238 156H239V155H238ZM243 156H244V155H243ZM257 156H259V155H257ZM48 157H49V156H48ZM56 157H57V156H56ZM101 157H100V158H101ZM107 157H108V156H107ZM111 157H113L112 154H111ZM115 157H117V156H115ZM127 157H128V156H127ZM137 157H138V156H137ZM150 157H151V156H150ZM233 157H234V156H233ZM246 157H247V156H246ZM253 157H254V156H253ZM44 158H46V157H44ZM50 158L52 159V157H50ZM67 158H68V157H67ZM129 158H130V154H129ZM133 158H134V156H133ZM148 158H149V157H148ZM203 158H204V157H203ZM218 158H220V157H218ZM242 158H243V157H242ZM249 158H250V157H249ZM255 158H256V157H255ZM64 159H65V158H64ZM77 159H78V158H77ZM77 159H76V160H77ZM88 159H89V158H88ZM92 159H93V158H92ZM103 159H104V158H103ZM108 159H109V158H108ZM118 159H119V157H118ZM121 159H122V158H121ZM124 159H125V158H124ZM135 159H136V158H135ZM138 159H142V158H138ZM201 159H202V158H201ZM235 159H236V158H235ZM247 159H248V158H247ZM251 159H252V157H251ZM259 159H260V158H259ZM262 159H264V158H262ZM48 160H49V159H48ZM48 160H47V161H48ZM52 160H53V159H52ZM52 160H50V161H52ZM60 160H61V159H60ZM62 160H63V159H62ZM73 160H74V159H73ZM85 160H86V159H85ZM89 160H90V159H89ZM119 160H120V159H119ZM136 160H137V159H136ZM153 160H154V159H152V161H153ZM205 160H206V159H205ZM230 160H231V159H230ZM249 160H250V159H249ZM253 160H255V159H253ZM41 161H43V160H41ZM95 161H96V160H95ZM143 161H144V160H143ZM43 162H44V161H43ZM53 162H54V161H53ZM63 162H64V161H63ZM92 162L94 163V161H92ZM103 162H105V161L103 160ZM128 162H129V159H128ZM138 162H141V161H138ZM225 162H226V161H225ZM233 162H235V161H233ZM256 162H257V161H256ZM32 163H34V162H32ZM41 163H42V162H41ZM48 163H49V162H48ZM75 163H76V161H75ZM97 163H99V162H97ZM142 163H145V162H142ZM146 163H147V161H146ZM146 163H145V164H146ZM156 163H157V162H156ZM250 163H251V162H250ZM263 163H264V162H263ZM263 163H262V164H263ZM30 164H31V163H30ZM30 164H29V165H30ZM36 164H37V162H36ZM58 164H59V163H58ZM68 164H69V163H68ZM68 164H67V165H68ZM121 164H122V163H121ZM121 164H120V165H121ZM126 164H127V163H126ZM152 164H153V163H152ZM152 164H151V165H152ZM173 164H174V163H173ZM245 164H246V163H245ZM260 164H261V163H260ZM262 164H261V165H262ZM37 165H38V164H37ZM39 165H40V163H39ZM43 165H45V164H43ZM43 165H42V166H43ZM49 165H50V164H49ZM54 165H55V164H54ZM87 165H88V164H87ZM95 165H96V164H95ZM106 165H107V164H106ZM153 165H154V164H153ZM196 165H197V164H196ZM240 165H241V164H240ZM52 166H53V165H52ZM52 166H51V167H52ZM62 166H63V168H64V164H63ZM68 166H69V165H68ZM82 166H83V163H82ZM82 166H81V167H82ZM84 166H85V165H84ZM88 166H89V165H88ZM131 166H132V165H131ZM144 166H145V165H144ZM146 166H147V165H146ZM149 166H150V165H149ZM155 166H156V165H155ZM159 166H160V165H159ZM222 166H223V165H222ZM229 166H230V165H229ZM247 166H248V165H247ZM247 166H246V167H247ZM256 166H257V165H256ZM35 167H37V166H35ZM43 167H44V166H43ZM43 167H42V168H43ZM89 167H90V166H89ZM103 167H104V166H103ZM114 167H115V166H114ZM122 167H123V166H122ZM124 167H125V166H124ZM141 167H143V166H141ZM38 168H39V167H38ZM55 168H56V165L54 166V169H55ZM68 168H69V167H68ZM68 168H67V170H68ZM85 168H86V167H85ZM93 168H94V167H93ZM125 168H126V167H125ZM146 168H147V167H146ZM152 168H154V167L152 166ZM184 168H185V167H184ZM237 168H238V167H237ZM237 168H236V169H237ZM239 168H240V167H239ZM247 168H248V167H247ZM249 168H250V167H249ZM251 168H252V167H251ZM263 168H264V166H263ZM32 169H33V168H32ZM50 169H51V168H50ZM61 169H62V168H61ZM100 169H101V168H100ZM111 169H112V168H111ZM148 169H151V168H148ZM158 169H159V168H158ZM158 169H157V170H158ZM161 169H162V168H161ZM230 169H231V168H230ZM232 169H234V168H232ZM241 169H243V167H241ZM244 169H245V168H244ZM261 169H262V168H261ZM45 170H46V169H45ZM52 170H53V169H52ZM59 170H60V169H59ZM91 170H94V169H91ZM97 170H98V169H97ZM124 170H125V169H124ZM132 170H133V169H132ZM155 170H156V169H155ZM159 170H160V169H159ZM175 170H176V169H175ZM175 170H174V171H175ZM180 170H181V169H180ZM186 170H187V169H186ZM188 170H189V169H188ZM205 170H206V169H205ZM246 170H247V169H246ZM253 170H254V169H253ZM33 171H34V170H33ZM42 171H43V170H42ZM85 171H86V169H85ZM88 171H89V170H88ZM104 171H105V169H104ZM108 171H109V170H108ZM108 171H107V172H108ZM149 171H150V170H149ZM202 171H203V170H202ZM215 171H216V170H215ZM233 171H234V170H233ZM239 171H240V170H239ZM247 171H248V170H247ZM257 171H258V170H257ZM260 171H261V170H260ZM61 172H62V171H61ZM69 172H70V171H69ZM89 172H90V171H89ZM101 172H102V171H101ZM129 172H130V171H129ZM147 172H148V171H147ZM147 172H146V173H147ZM154 172H156V171H154ZM157 172H158V171H157ZM175 172H176V171H175ZM177 172H178V171H177ZM184 172H185V171H184ZM253 172H254V171H253ZM34 173H35V172H34ZM42 173H43V172H42ZM82 173H83V171H82ZM85 173L87 174L88 172H85ZM94 173H95V172H94ZM115 173H116V172H115ZM163 173H164V172H163ZM179 173H180V172H178V174H179ZM186 173H187V172H186ZM203 173H204V172H203ZM217 173H218V172H217ZM249 173H250V172H249ZM63 174H65V173H63ZM91 174H93V173H91ZM101 174H102V173H101ZM109 174H110V173H109ZM148 174H149V173H147V175H148ZM178 174H176V175H174V176H178ZM197 174H198V173H197ZM211 174H212V173H211ZM252 174H253V173H252ZM254 174H255V172H254ZM254 174H253V175H254ZM29 175H30V174H29ZM40 175H41V174H40ZM40 175H39V177H40ZM89 175H90V173H89ZM122 175H123V174H122ZM135 175H136V174H135ZM142 175H143V174H142ZM156 175H157V174H156ZM158 175H159V174H158ZM162 175H163V174L161 173V176H162ZM183 175H184V174H183ZM238 175H239V174H238ZM242 175H243V174H242ZM242 175H241V177L243 178ZM257 175H258V174H257ZM257 175H256V176H257ZM84 176L86 177V175H84ZM87 176H88V175H87ZM138 176H139V175H138ZM138 176H137V177H138ZM145 176H146V175H144V176H141V175H140V177H145ZM199 176H200V175H199ZM202 176H203V175H202ZM206 176H207V175H206ZM209 176H210V174H209ZM254 176H255V175H254ZM259 176H260V175H258V177H259ZM261 176H262V175H261ZM89 177H90V176H89ZM89 177H88V178H89ZM132 177H134V175H132ZM178 177H179V176H178ZM181 177H182V176H180V178H181ZM189 177H190V176H189ZM237 177H238V176H237ZM33 178H35V177H33ZM100 178H101V177H100ZM122 178H123V177H122ZM160 178H161V177H160ZM173 178H174V177H173ZM182 178H183V177H182ZM203 178H204V177H203ZM207 178H208V177H207ZM213 178H214V177H213ZM215 178H216V177H215ZM215 178H214V180H215ZM24 179H25V178H24ZM36 179H37V178H36ZM83 179H84V177H83ZM103 179H104V178H103ZM103 179H102V180H103ZM131 179H132V178H131ZM152 179H153V178H152ZM184 179H185V178H183L182 180H184ZM191 179H192V178H191ZM239 179H241V178L239 177ZM249 179H250V178H249ZM259 179H260V178H259ZM27 180H28V178H27ZM42 180H43V177H42ZM87 180H88V179H87ZM89 180H90V178H89ZM102 180H101V181H102ZM138 180H139V179H138ZM140 180H141V179H140ZM140 180H139V181H140ZM144 180H145V179H144ZM146 180H147V179H146ZM154 180H155V178H154ZM176 180H177V179H176ZM178 180H179V179H178ZM180 180H181V179H180ZM201 180H202V179H201ZM209 180H210V179H209ZM243 180H244V179H243ZM256 180H257V179H256ZM260 180H263V179H260ZM20 181H21V180H20ZM113 181H114V180H113ZM147 181H149V180H147ZM158 181H159V180H158ZM160 181H161V180H160ZM169 181H170V180H169ZM169 181H168V182H169ZM185 181H186V180H185ZM202 181H203V180H202ZM251 181H253V180H251ZM15 182H16V181H15ZM15 182H14V183H15ZM22 182H23V181H22ZM35 182H36V181H35ZM35 182H34V183H35ZM85 182H86V181H85ZM107 182H108V181H107ZM150 182H151V181H150ZM156 182H157V180H156ZM204 182H205V181H204ZM244 182H245V181H244ZM248 182H249V181H248ZM18 183H19V182H18ZM18 183H16V185H17ZM38 183H39V182H38ZM105 183H106V181H105ZM162 183H164V182H162ZM180 183H183V182H180ZM193 183H194V182H193ZM208 183H209V182H208ZM241 183H242V182H241ZM21 184H22V183H21ZM30 184L33 185V183H30V182H29V185H30ZM98 184H99V183H97V186H99ZM117 184H118V183H116V185H117ZM124 184H125V183H124ZM130 184H131V183H130ZM133 184H136V183L133 182ZM140 184H141V183H140ZM159 184H160V183H159ZM159 184H158V185H159ZM186 184H187V183H186ZM215 184H216V183H215ZM215 184H214V185H215ZM244 184H245V183H244ZM251 184H252V182H251ZM16 185H15V186H16ZM47 185H48V184H47ZM95 185H96V184H95ZM120 185H122V183H121ZM152 185H153V184H152ZM183 185H184V184H183ZM183 185H182V186H183ZM209 185H210V184H209ZM234 185H235V184H234ZM20 186H21V185H20ZM34 186H37V183H36V185H34ZM53 186H54V185H53ZM76 186H77V185H76ZM97 186H96V187H97ZM150 186H151V185H150ZM161 186H162V184H161ZM161 186H160V187H161ZM191 186H193V185L191 184ZM245 186H246V185H245ZM247 186H248V185H247ZM16 187H17V186H16ZM27 187H28V186H27ZM40 187H41V186H40ZM74 187H75V186H74ZM79 187H80V186H79ZM122 187H123V186H122ZM130 187H131V186H130ZM139 187H140V185H139ZM147 187H148V185H147ZM157 187H158V186H157ZM162 187H163V186H162ZM183 187H184V186H183ZM207 187H208V186H207ZM209 187H210V186H209ZM212 187H213V186H212ZM215 187H216V186H215ZM220 187H221V186H220ZM231 187H232V186H231ZM252 187H253V186H252ZM35 188H36V187H35ZM64 188H65V187H64ZM66 188H67V187H66ZM69 188H70V187H69ZM71 188H72V187H71ZM84 188H85V187H84ZM94 188H95V187H94ZM133 188H135V187H133ZM141 188H142V187H141ZM145 188H146V187H144V189H145ZM158 188H159V187H158ZM188 188H189V187H188ZM188 188H187V190H188ZM191 188H192V187H191ZM191 188H190V189H191ZM241 188H242V187H241ZM244 188H245V187H244ZM249 188H250V187H249ZM249 188H248V189H249ZM24 189H25V188H24ZM24 189H23V191H24ZM26 189H27V188H26ZM30 189L32 190V189H34V188H31V187H30ZM30 189H29V190H30ZM41 189H42V187H41ZM77 189H78V188H77ZM80 189H81V188H80ZM82 189H83V188H82ZM103 189H104V188H103ZM106 189H107V188H106ZM121 189H122V188H121ZM126 189H128V188H126ZM129 189H130V188H129ZM129 189H128V190H129ZM131 189H132V188H131ZM136 189H137V188H136ZM150 189L152 190V188H150ZM159 189H161V188H159ZM164 189H165V188H164ZM164 189H163V190H164ZM207 189H208V188H207ZM15 190H16V189H15ZM31 190H30V191H31ZM39 190H40V189H39ZM62 190H63V189H62ZM78 190H79V189H78ZM91 190H92V189H91ZM91 190H90V191H91ZM96 190H97V189H96ZM124 190H125V187H124ZM132 190H133V189H132ZM142 190H143V189H142ZM142 190H141V191H142ZM165 190H167V189H165ZM184 190H185V189H183V191H184ZM201 190H202V189H201ZM231 190H232V188H231ZM239 190H240V189H239ZM11 191H12V189H11ZM20 191H22V190H20ZM33 191H34V190H33ZM88 191H89V190H88ZM104 191H105V190H104ZM126 191H127V190H126ZM126 191H125V192H126ZM143 191H144V190H143ZM146 191H147V190H146ZM148 191H149V190H148ZM192 191H193V190H192ZM208 191H209V190H208ZM210 191H211V189H210ZM234 191H235V189H234ZM27 192H28V191L26 190V193H27ZM63 192H64V191H63ZM68 192H69V191H68ZM79 192H80V191H79ZM84 192H85V191H84ZM86 192H87V191H86ZM94 192H95V191H94ZM133 192H134V191H133ZM133 192H132V193H133ZM135 192H136V190H135ZM135 192H134V193H135ZM150 192H151V191H150ZM165 192H166V191H165ZM195 192H197V191H194L193 194H195ZM199 192H200V191H199ZM199 192H198V193H199ZM230 192H231V191H230ZM240 192H241V191H240ZM11 193H13V192H11ZM15 193H16V192H15ZM21 193H22V192H20V194H21ZM24 193H25V192H24ZM38 193L40 194V192H38ZM73 193H74V192H73ZM73 193H72V194H73ZM76 193H77V192H76ZM80 193H81V192H80ZM112 193H113V192H112ZM114 193H122V192L120 191V192H114ZM153 193H154V192H153ZM200 193H201V192H200ZM202 193H203V192H202ZM27 194H28V193H27ZM27 194H25V195H27ZM34 194H35V193H34ZM52 194H53V193H52ZM52 194H51V196H52ZM93 194H95V193H93ZM97 194H98V193H97ZM105 194H106V193H105ZM127 194H128V193H127ZM127 194H126V198H127ZM130 194H131V192H130ZM150 194H151V193H150ZM158 194H159V193H158ZM169 194H170V193H169ZM181 194H182V193H181ZM210 194H211V193H210ZM210 194H209V195H210ZM0 195H1V194H0ZM4 195H5V194H4ZM55 195H57V194H55ZM67 195H68V194H67ZM67 195H66V196H67ZM83 195H84V194H83ZM83 195H82V196H83ZM107 195H109V194H107ZM118 195H119V194H118ZM128 195H129V194H128ZM132 195H133V194H132ZM134 195H135V194H134ZM134 195H133V196H134ZM143 195H144V194H143ZM147 195H148V194H147ZM188 195H190V194L188 193ZM231 195H232V194H231ZM5 196H7V195H5ZM5 196H4V197H5ZM12 196H13V198H14V195H12ZM40 196H41V195H40ZM42 196H43V195H42ZM45 196H46V195H45ZM71 196H72V195H71ZM78 196H79V194H78ZM86 196H87V195H86ZM90 196H92V194H91ZM94 196H95V195H94ZM111 196H113V194H112ZM148 196H149V195H148ZM150 196H151V195H150ZM155 196H156V195H155ZM155 196L153 195V197H155ZM162 196H163V195H162ZM171 196H172V195H171ZM171 196H170V197H171ZM198 196H199V195H198ZM207 196H208V195H207ZM217 196H218V195H217ZM229 196H230V195H229ZM237 196H239V195H237ZM2 197H3V196H2ZM4 197H3V198H4ZM26 197H27V196H26ZM30 197H31V195H30ZM43 197H44V196H43ZM48 197H49V196H48ZM48 197L46 196V198H48ZM62 197H63V195H62ZM99 197H102V196H99ZM99 197H98V198H99ZM114 197H115V196H114ZM122 197H123V196H122ZM122 197H121V198H122ZM124 197H125V195H124ZM128 197H129V196H128ZM131 197H132V196H131ZM160 197H161V196H160ZM183 197H184V196H183ZM189 197H190V196H189ZM196 197H197V196H196ZM211 197H212V196H211ZM239 197H240V196H239ZM52 198H54V197H52ZM52 198H51V199H52ZM78 198H79V197H78ZM98 198H97V199H98ZM112 198H113V197H112ZM129 198H130V197H129ZM141 198H142V197H141ZM141 198L139 197L140 201H141ZM162 198H163V197H162ZM190 198H191V197H190ZM204 198H205V197H202V200H204ZM208 198H209V196H208ZM208 198H207V199H208ZM236 198H237V197H236ZM0 199L3 200L2 198H0ZM10 199H12V197H11ZM55 199H56V198H55ZM64 199H67V200H68V198H64ZM70 199H71V197H70ZM72 199H73V198H72ZM72 199H71V200H72ZM80 199H81V198H80ZM82 199L84 200L85 198H82ZM103 199H104V198H103ZM105 199H106V198H105ZM110 199H111V198H110ZM135 199H136L137 202H138L139 199H137V198H135ZM148 199H149V200H152V198H151V199L148 198ZM159 199H160V198H159ZM166 199H167V198H166ZM171 199H172V198H171ZM191 199H192V198H191ZM191 199H190V200H191ZM194 199H195V198H194ZM197 199H199V198L197 197ZM221 199H222V198H221ZM240 199H241V198H240ZM6 200H7V199H6ZM8 200H9V199H8ZM22 200H23V198H22ZM22 200H21V201H22ZM26 200H27V199H26ZM35 200H36V199H35ZM42 200H43V199H42ZM60 200H61V199H60ZM75 200H76V199H75ZM95 200H96V199H95ZM100 200H101V199H100ZM117 200H118V199H117ZM131 200H132V199H131ZM188 200H189V199H187V201H188ZM10 201H11V200H10ZM13 201H14V200H13ZM43 201H44V200H43ZM43 201H42V203H43ZM64 201H65V200H64ZM64 201H63V202H64ZM72 201H73V200H72ZM97 201H98V200H97ZM122 201H123V200H122ZM144 201H145V199H144ZM146 201H148V200H146ZM153 201H154V200H153ZM172 201H173V200H172ZM209 201H210V200H209ZM209 201H208V203H209ZM226 201H227V200H226ZM228 201H230V200L228 199ZM243 201H244V200H243ZM2 202H3V201H2ZM2 202H1V203H2ZM6 202H7V201H6ZM11 202H12V201H11ZM17 202H19V201H17ZM28 202H29V201H28ZM33 202H34V201H33ZM39 202L41 203L40 199H39ZM39 202H38V203H39ZM48 202H50V201H48ZM51 202H52V200H51ZM66 202H70V200H69V201H66ZM79 202H80V200H79ZM79 202H78V203H79ZM83 202H84V201H83ZM83 202H82V204H83ZM85 202H86V201H85ZM87 202H88V201H87ZM91 202H92V201H91ZM108 202H109V199H108ZM108 202H107V203H108ZM188 202H189V201H188ZM205 202H206V201L204 200V203H205ZM210 202H211V201H210ZM216 202H217V200H216ZM216 202H215V203H216ZM14 203H15V201H14ZM19 203H20V202H19ZM54 203H55V202H54ZM88 203H89V202H88ZM99 203H100V202H99ZM115 203H120V202H119V201H118V202L116 201ZM123 203H125V202H123ZM128 203H129V202H128ZM131 203H133V202H131ZM158 203H160V201H159ZM161 203H162V202H161ZM166 203H167V202H166ZM169 203H170V202H169ZM189 203H190V202H189ZM189 203H188V204H189ZM196 203H197V202H196ZM202 203H203V202H202ZM228 203H229V202H228ZM244 203H245V202H244ZM9 204H10V203H9ZM9 204H8L7 206H9ZM12 204H13V203H12ZM17 204H18V203H17ZM22 204H23V203H22ZM24 204H25V203H24ZM26 204H27V203H26ZM26 204H25V205H26ZM56 204H57V203H56ZM85 204L87 205V203H85ZM90 204H91V203H90ZM93 204H94V203H93ZM95 204H96V203H95ZM104 204H105V203H104ZM110 204H112V203L110 202ZM120 204H121V203H120ZM139 204H140V203H139ZM151 204H152V203H151ZM199 204H201L200 201H199ZM252 204H253V203H252ZM255 204H256V203H255ZM259 204H261V206L264 208V204H263V205H262V203H259ZM5 205H6V204H5ZM25 205H23V206H25ZM31 205H32V204H31ZM34 205H35V202H34ZM43 205H44V204H43ZM54 205H55V204H54ZM66 205H67V204H66ZM68 205H69V207H70V204H68ZM71 205H72V204H71ZM97 205H98V204H97ZM100 205H101V204H100ZM102 205H103V204H102ZM114 205H115V204H113V207H114ZM121 205H124V204H121ZM121 205H120V206H121ZM125 205H126V204H125ZM127 205H128V204H127ZM130 205H131V204H130ZM132 205H133V204H132ZM148 205H149V204H148ZM162 205H163V204H162ZM171 205H174V203L171 204ZM171 205L169 206V208L171 207ZM197 205H198V204H197ZM197 205H196V206H197ZM204 205H205V204H204ZM204 205H202V206H204ZM214 205H215V204H214ZM219 205H220V203H219ZM257 205H258V204H257ZM257 205H256V206H257ZM18 206H19V205H18ZM21 206H22V205H21ZM27 206H28V205H27ZM29 206H30V205H29ZM44 206H45V208H46V205H44ZM55 206H57V205H55ZM61 206H63V205H61ZM84 206H85V205H84ZM88 206H89V204H88ZM106 206H107V204H106ZM111 206H112V205H111ZM120 206H119V207H120ZM128 206H129V205H128ZM135 206H136V205H135ZM142 206H143V205H142ZM163 206H164V205H163ZM163 206H162V207H163ZM175 206H177V205H175ZM175 206H174V207H175ZM198 206H199V205H198ZM215 206H216V205H215ZM222 206H223V204H222ZM230 206H232V205H230ZM230 206H229V207H230ZM237 206H238V205H237ZM3 207H5V206H3ZM11 207H13V206H11ZM52 207H53V206H52ZM58 207H59V206H58ZM74 207H75V206H74ZM98 207H99V206H98ZM103 207H104V206H103ZM108 207H110V205H109ZM125 207H126V206H125ZM140 207H141V206H140ZM140 207H139V208H140ZM151 207H152V206H151ZM167 207H168V206H167ZM189 207H190V206H189ZM211 207H212V205H211ZM248 207H249V206H248ZM251 207H252V206H250V208H251ZM253 207H254V205H253ZM9 208H10V207H9ZM14 208H16V207H14ZM22 208H23V207H22ZM22 208H21V209H22ZM65 208H66V207H65ZM70 208H72V207H70ZM75 208H76V207H75ZM87 208H88V207H87ZM87 208H86V209H87ZM94 208H95V207H94ZM115 208H117V207H115ZM126 208H127V207H126ZM126 208H125V209H126ZM131 208H132V207H131ZM204 208H205V206H204ZM207 208H208V207H207ZM214 208L216 209V207H214ZM219 208H221V207H219ZM222 208H224V207H222ZM238 208H239V207H238ZM256 208H257V207H256ZM7 209H8V208H7ZM19 209H20V208H19ZM23 209H25V208H23ZM27 209H28V208H27ZM27 209H26V210H27ZM34 209H35V207H34ZM41 209H42V208H41ZM50 209H51V208H50ZM52 209H53V208H52ZM62 209H63V208H62ZM86 209H85V210H86ZM91 209H92V208H91ZM95 209H97V208H95ZM103 209H104V208H103ZM117 209H118V208H117ZM123 209H124V208H123ZM127 209H128V208H127ZM155 209H156V208H155ZM173 209H174V208H173ZM199 209H200V208H199ZM209 209H210V208H209ZM217 209H218V207H217ZM227 209H228V208H227ZM230 209H231V208H230ZM247 209H248V208H246V209H244V210H247ZM258 209H259V208H258ZM16 210H17V209H16ZM39 210H40V209H39ZM67 210H68V209H67ZM71 210H72V209H71ZM77 210H78V209H77ZM81 210H82V209H81ZM93 210H94V209H93ZM101 210H102V209H101ZM111 210H112V209H111ZM115 210H116V209H115ZM118 210H119V209H118ZM121 210H122V209H121ZM131 210H132V209H131ZM134 210H135V209H134ZM165 210H166V209H165ZM206 210H207V209H206ZM211 210H212V209H211ZM262 210H263V209H262ZM10 211H11V210H10ZM17 211H18V210H17ZM37 211H38V210H37ZM51 211H52V210H51ZM78 211H79V210H78ZM96 211H99V209L96 210ZM96 211H93V212H96ZM107 211H108V210H107ZM107 211H106V212H107ZM113 211H114V210H113ZM136 211H137V210H136ZM193 211L196 212L195 210H193ZM207 211H208V210H207ZM207 211H206V213H207ZM219 211H220V210H219ZM223 211H224V209H223ZM231 211H232V210H231ZM235 211H236V210H235ZM240 211H241V209H240ZM5 212H6V210H5ZM12 212H13V211H12ZM25 212H26V211H25ZM38 212H39V211H38ZM45 212H46V211H45ZM48 212H49V211H48ZM66 212H67V211H66ZM70 212H71V211H70ZM81 212H82V211H81ZM84 212H85V211H84ZM84 212H83V213H84ZM102 212H103V211H102ZM104 212H105V211H104ZM109 212H110V210H109ZM109 212H107V213H109ZM124 212H125V211H124ZM126 212L128 213L127 210H126ZM126 212H125V213H126ZM129 212H130V211H129ZM133 212H134V211H133ZM133 212H132V213H133ZM163 212H164V211H163ZM163 212H161V213H163ZM168 212H170V211H168ZM197 212H198V211H197ZM203 212H204V210H203ZM203 212H202V213H203ZM236 212H237V211H236ZM256 212H257V210H256ZM258 212H259V211H258ZM13 213H14V212H13ZM31 213H32V212H31ZM35 213H36V211H35ZM46 213H47V212H46ZM46 213H45V214H46ZM61 213H62V212H61ZM61 213H59V214L61 215ZM67 213H68V212H67ZM73 213H74V209H73ZM79 213H80V211H79ZM107 213H105V214L103 213V214L105 215V217H106V214H107ZM121 213H122V212H120L119 214H121ZM127 213H126V214H127ZM130 213H131V212H130ZM158 213H159V212H158ZM170 213H171V212H170ZM170 213H169V214H170ZM177 213H178V210H177ZM225 213H226V212H225ZM233 213H234V212H233ZM243 213H244V212H243ZM0 214H1V212H0ZM7 214H8V213H7ZM16 214H17V213H16ZM26 214H28V212H27ZM37 214H38V213H37ZM39 214H40V212H39ZM51 214H52V213H51ZM64 214H65V213H64ZM71 214H72V213H71ZM74 214H75V213H74ZM87 214H88V213H87ZM91 214H92V213H91ZM103 214H100V215L103 216ZM113 214H114V213L112 212V215H113ZM122 214H123V213H122ZM122 214H121V215H122ZM152 214H153V213H152ZM208 214H209V213H208ZM213 214H214V213H213ZM236 214H237V213H236ZM239 214H240V213H239ZM20 215H21V214H20ZM28 215H30V214H28ZM46 215H47V214H46ZM54 215H56V213H55ZM57 215H58V214H57ZM57 215H56V216H57ZM79 215H80V214H79ZM79 215H78V216H79ZM85 215H86V214H85ZM98 215H99V214H98ZM98 215H97V216H98ZM109 215H110V214H109ZM116 215H117V214L115 213V216H116ZM132 215H133V214H132ZM167 215H168V214H167ZM172 215H173V214H172ZM172 215H171V216H172ZM174 215H175V214H174ZM177 215H178V214H177ZM177 215H176V216H177ZM256 215H257V214H256ZM256 215H255V216H256ZM3 216H4V215H3ZM8 216H9V215H8ZM10 216H11V215H10ZM17 216H18V215H17ZM33 216H34V215H33ZM83 216H84V214H83ZM83 216H79V217L83 218ZM86 216H87V215H86ZM86 216H85V217H86ZM94 216H95V215H94ZM97 216H95V217L98 218ZM128 216H129V215H128ZM128 216H127V217H128ZM182 216H183V215H182ZM195 216H196V215H195ZM215 216H216V215H215ZM220 216H221V214H220ZM250 216H251V215H250ZM12 217H13V216H12ZM15 217H16V216H15ZM24 217H25V216H24ZM30 217H31V216H30ZM30 217H29L28 219H30ZM38 217H39V216H37V218H38ZM40 217H43V216L40 215ZM58 217H59V215H58ZM60 217H61V216H60ZM70 217H71V215H70ZM79 217H78V218H79ZM91 217H92V216H91ZM112 217H113V216H112ZM118 217H119V216H118ZM118 217H117V218H118ZM122 217H123V215H122ZM124 217H125V216H124ZM129 217H130V216H129ZM131 217H132V216H131ZM131 217H130V218H131ZM160 217H161V216H160ZM179 217L181 218V216H179ZM206 217H208V216H206ZM233 217H234V216H233ZM256 217H257V216H256ZM3 218H4V217H3ZM22 218H23V216H22ZM32 218H33V217H32ZM32 218H31V219H32ZM34 218H35V217H34ZM49 218H50V215H49ZM67 218H68V217H67ZM101 218H102V217H101ZM115 218H116V217H115ZM174 218H175V217H174ZM212 218H213V217H212ZM236 218H237V216H236ZM4 219H5V218H4ZM11 219H12V218H11ZM17 219H18V218H17ZM24 219H25V218H24ZM28 219H27V221H28ZM74 219H76V217H75ZM87 219H88V218H87ZM98 219H99V218H98ZM98 219H97V221H98V223H99V220H101V219H99V220H98ZM106 219H107V218H106ZM106 219H105V220H106ZM109 219H110V217H109ZM119 219H120V217H119ZM176 219H178V217H176ZM203 219H204V218H203ZM219 219H220V218H219ZM2 220H3V219H2ZM19 220H20V219H19ZM25 220H26V219H25ZM36 220H37V219H36ZM38 220H39V221H41V220L43 221L44 219H38ZM47 220H48V219H47ZM50 220H52V219H50ZM53 220H54V219H53ZM56 220H57V219H56ZM58 220H59V219H58ZM58 220H57V221H58ZM89 220H90V219H89ZM95 220H96V219H95ZM102 220H103V218H102ZM113 220H115V219L113 218ZM116 220H117V222H118V219H116ZM174 220H175V219H174ZM183 220H184V219H183ZM201 220H202V219H201ZM206 220H207V219H206ZM214 220H215V219H214ZM234 220H235V219H234ZM0 221H1V220H0ZM7 221H10V217H9V220H7ZM11 221H14V220H11ZM11 221H10V222H11ZM27 221H25V222H27ZM60 221H62V223H60V224H63V221H64V220H60ZM69 221H71V218H70ZM77 221H78V220H77ZM81 221H82V220H81ZM85 221H86V220H85ZM103 221H104V220H103ZM120 221H121V220H120ZM124 221H126V220H124ZM176 221H179V220H176ZM180 221H182V220H180ZM195 221H196V220H195ZM210 221H211V220H210ZM5 222H6V221H5ZM29 222H30V221H29ZM45 222H46V221H45ZM45 222H44V224H45ZM48 222H49V221H48ZM52 222H53V221H52ZM52 222L50 221V223H52ZM101 222H102V221H100V223H101ZM122 222H123V220L121 221V224H122ZM171 222H172V221H171ZM206 222H207V221H206ZM211 222H212V221H211ZM218 222H219V220H218ZM237 222H238V221H237ZM12 223H13V222H12ZM16 223H17V222H16ZM16 223H15V224H16ZM21 223H22V222L19 223L20 226L22 225ZM41 223H42V222H41ZM50 223H49V224H50ZM55 223H56V222H55ZM55 223H54V224H55ZM57 223H59V222H57ZM65 223L67 224L66 221H65ZM73 223L76 224V222H73ZM78 223H81V222L78 221ZM87 223H88V222H87ZM89 223H91V222H89ZM100 223H99V224H100ZM102 223H103V222H102ZM106 223H108V222L106 221ZM118 223H119V222H118ZM179 223H180V222H179ZM194 223H195V222H194ZM209 223H210V222H209ZM213 223H214V222H213ZM242 223H243V222H242ZM0 224H1V223H0ZM2 224H3V223H2ZM4 224H5V223H4ZM8 224L10 225V223H8ZM15 224H14V225H15ZM23 224H24V223H23ZM35 224H36V223H35ZM47 224H48V223H47ZM52 224H53V223H52ZM82 224H83V223H81V225H82ZM92 224H93V223H92ZM92 224H91V225H92ZM172 224H173V222H172ZM174 224H175V223H174ZM182 224H183V223H182ZM184 224H185V223H184ZM186 224H187V223H186ZM203 224H204V223H203ZM220 224L222 225V223H220ZM224 224H225V223H224ZM234 224H235V223H234ZM237 224H238V223H237ZM16 225H17V224H16ZM16 225H15V226H16ZM28 225H29V223H28ZM32 225H33V224H32ZM73 225H74V224H73ZM76 225H78V224H76ZM89 225H90V224H89ZM89 225H88V227H89ZM104 225H105V224H104ZM104 225H103V226H104ZM110 225H111V224H110ZM116 225H117V224H116ZM118 225H120V224H118ZM122 225H123V224H122ZM122 225H121V226H122ZM124 225H125V224H124ZM178 225H179V224H178ZM235 225H236V224H235ZM6 226H7V225H6ZM10 226H11V225H10ZM12 226H13V225H12ZM24 226L27 228V225H24ZM29 226H31V225H29ZM44 226H45V225H44ZM50 226H51V224H50ZM50 226H49V227H50ZM53 226H55V225H53ZM69 226H70V225H69ZM74 226H75V225H74ZM83 226H84V225H83ZM83 226H82V227H83ZM96 226H98V225H96ZM100 226L102 227V225H100ZM106 226H107V225H105L104 227H106ZM108 226H109V225H108ZM186 226H188V225H186ZM186 226H185V227H186ZM191 226H192V225H191ZM222 226H223V225H222ZM236 226H238V225H236ZM58 227H59V225H58ZM65 227H66V226H65ZM104 227H103V228H104ZM116 227H117V226H116ZM122 227H123V226H122ZM178 227H180V226H178ZM213 227H214V225H213ZM226 227H227V226H226ZM228 227L230 228L229 225H228ZM5 228H6V227H5ZM84 228H87V225H86V227H84ZM92 228H93V227H92ZM92 228L90 227V230H91ZM95 228H96V227H95ZM112 228H113V227H112ZM164 228H165V226H164ZM167 228H168V227H167ZM188 228H189V227H188ZM194 228H195V227H193V229H194ZM208 228H209V227H208ZM214 228H217V227H214ZM224 228H225V227H224ZM224 228H222V230H223ZM3 229H4V228H3ZM28 229H29V228H28ZM28 229H27V230H28ZM51 229H53V228H51ZM57 229H58V228H57ZM57 229H56V230H57ZM80 229H82V228H80ZM93 229H94V228H93ZM93 229H92V230H93ZM101 229H102V228H101ZM101 229H100V230H101ZM104 229H105V228H104ZM119 229H120V227H119ZM180 229H182V228H180ZM201 229H202V228H201ZM217 229H218V228H217ZM225 229H226V228H225ZM225 229L223 230L224 232H225ZM245 229H246V228H245ZM0 230H1V229H0ZM16 230L18 231L17 228H16ZM23 230H24V229H23ZM29 230H30V229H29ZM29 230H28V232H29ZM59 230H60V229H59ZM69 230H70V229H69ZM69 230H68V231H69ZM74 230H75V229H74ZM83 230H84V229H83ZM85 230H89V229L87 228V229H85ZM110 230H111V229H110ZM112 230H113V229H112ZM112 230H111V231H112ZM114 230H115V229H114ZM117 230H118V229H117ZM183 230H185V228H183ZM186 230H187V229H186ZM188 230H189V229H188ZM219 230H220V227H219ZM236 230H237V229H236ZM1 231H2V230H1ZM4 231H5V229H4ZM17 231H16V232H17ZM25 231H26V230H24V232H25ZM30 231H31V230H30ZM48 231H49V230H48ZM54 231H55V230H54ZM54 231H53V232H54ZM77 231H79V230H77ZM93 231H94V230H93ZM106 231H109V230L106 229ZM115 231H116V230H115ZM121 231H122V230H121ZM123 231H124V230H123ZM161 231H162V230H161ZM177 231H178V230H177ZM192 231H193V230H192ZM198 231H199V230H198ZM19 232H20V231H19ZM24 232H22V233H24ZM28 232H27V233H28ZM44 232H45V231H44ZM46 232H47V231H46ZM55 232H57V231H55ZM64 232H65V231H64ZM72 232H73V231H72ZM72 232H70V234H71ZM119 232H120V231L118 230V233H119ZM165 232H166V231H165ZM178 232L180 233V230H179ZM185 232H186V231H185ZM189 232H190V231H189ZM194 232H195V231H194ZM237 232H238V231H237ZM246 232H247V230H246ZM51 233H52V232H51ZM75 233H76V231H75ZM78 233H79V232H78ZM81 233H82V232H81ZM83 233H84V232H83ZM83 233H82V234H83ZM86 233H87V231H86ZM86 233H85V234H86ZM94 233H95V232H94ZM94 233H93V234H94ZM191 233H192V232H191ZM195 233H196V232H195ZM225 233H227V232H225ZM240 233H241V232H240ZM263 233H264V232H263ZM1 234H3V233H1ZM89 234H90V232H89ZM91 234H92V233H91ZM103 234H104V233H103ZM110 234H111V233H110ZM112 234H113V233H112ZM115 234H116V232H115ZM164 234H165V233H164ZM166 234H167V233H166ZM172 234H173V233H172ZM184 234H185V233H184ZM186 234H188V232H186ZM189 234H190V233H189ZM189 234H188V235H189ZM197 234H198V233H197ZM197 234H196V235H197ZM227 234H228V233H227ZM233 234H234V233H233ZM236 234H237V233H236ZM260 234H261V233H260ZM20 235H21V234H20ZM42 235H43V234H42ZM94 235H96V233H95ZM97 235H99V234H97ZM97 235H96V236H97ZM100 235H101V234H100ZM199 235H200V234H199ZM202 235H203V234H202ZM255 235H256V234H255ZM18 236H19V235H18ZM21 236H22V235H21ZM43 236H44V235H43ZM52 236H53V235H52ZM82 236H83V235H82ZM84 236H85V235H84ZM105 236H106V235H105ZM190 236H191V234H190ZM208 236H209V235H208ZM234 236H236V235H234ZM252 236H253V235H252ZM46 237H47V236H46ZM67 237H68V236H67ZM70 237H71V236H70ZM171 237H172V236H171ZM179 237H180V236H179ZM187 237H189V236H187ZM203 237H204V236H203ZM205 237H206V236H205ZM231 237H232V236H231ZM247 237H248V236H247ZM256 237H257V236H256ZM259 237H261V236H259ZM51 238L53 239V237H51ZM72 238H73V237H72ZM72 238H71V239H72ZM86 238H88V237H86ZM91 238H92V237H91ZM100 238H102V237H100ZM108 238H109V237H108ZM119 238H120V237H119ZM161 238H162V237H161ZM211 238H213V237H211ZM237 238H238V236H237ZM242 238H243V237H242ZM254 238H255V237H254ZM261 238H262V237H261ZM49 239H50V238H49ZM92 239H93V238H92ZM114 239H115V238H114ZM213 239H214V238H213ZM244 239H245V238H244ZM249 239H251V238H249ZM255 239H256V238H255ZM257 239H258V238H257ZM259 239H260V238H259ZM29 240H30V239H29ZM65 240H66V239H65ZM94 240H95V238H94ZM94 240H92V241H94ZM99 240H100V239H99ZM118 240H119V239H118ZM124 240H125V239H124ZM174 240H175V239H174ZM191 240L193 241L194 239L191 238ZM205 240H207V239H205ZM205 240H204V241H205ZM234 240H235V239H234ZM262 240H263V239H262ZM2 241H3V240H2ZM90 241H91V240H90ZM97 241H98V240H97ZM97 241H96V243H97ZM116 241H117V240H116ZM125 241H126V240H125ZM187 241H188V240H187ZM201 241H202V240H201ZM208 241H209V240H208ZM208 241H207V242H208ZM258 241H259V240H258ZM3 242H4V241H3ZM53 242H54V241H53ZM94 242H95V241H94ZM107 242H108V241H107ZM109 242H110V241H109ZM113 242H114V241H113ZM160 242H161V241H160ZM175 242H176V241H175ZM190 242H191V241H190ZM218 242H219V241H218ZM235 242H236V241H235ZM239 242H240V241H239ZM241 242H242V241H241ZM249 242H252V241H249ZM254 242H255V241H254ZM20 243H21V242H20ZM83 243H84V242H83ZM83 243H82V244H83ZM99 243H101V242H99ZM116 243H118V242H116ZM116 243H114V244H116ZM166 243H167V241H166ZM186 243H187V242H186ZM194 243H195V241H194ZM215 243H216V241H215ZM9 244H10V243H9ZM11 244H13V243H11ZM90 244H91V243H90ZM90 244H89V246L91 247ZM107 244H108V243H107ZM119 244H120V243H119ZM123 244H124V243H123ZM170 244H171V243H170ZM172 244H173V243H172ZM188 244H189V243H188ZM241 244H242V243H241ZM254 244L258 245V247H259V245H260V243H259V244L254 243ZM261 244H262V242H261ZM2 245H3V244H2ZM49 245H50V244H49ZM53 245H54V243H53ZM68 245H70V244H68ZM80 245H81V244H80ZM80 245H77V246H80ZM93 245H94V243H93ZM95 245H96V244H95ZM95 245H94V246H95ZM102 245H103V243H102ZM121 245H122V244H121ZM121 245H120V247H121ZM127 245H128V243H127ZM130 245H131V243H130ZM227 245H228V244H227ZM239 245H240V243H239ZM263 245H264V241H263ZM10 246H12V245H10ZM13 246H14V244H13ZM45 246H46V245H45ZM50 246H51V245H50ZM66 246H67V245H66ZM73 246H74V245H73ZM73 246H72V247H73ZM75 246H76V245H75ZM172 246H174V245H172ZM188 246H189V245H188ZM234 246H235V245H234ZM37 247H38V246H37ZM46 247H48V246H46ZM46 247H45V248H46ZM70 247H71V246H70ZM70 247H69V248H70ZM86 247L88 248V246H86ZM95 247H96V246H95ZM112 247H113V246H112ZM117 247H119V246H117ZM123 247H124V246H123ZM263 247H264V246H263ZM6 248H8V247H6ZM13 248H14V247H13ZM42 248H44V247H42ZM49 248H50V247H49ZM97 248H98V247H97ZM97 248H96V249H97ZM182 248H183V247H182ZM245 248H246V247H245ZM259 248H260V247H259ZM1 249H2V248H1ZM1 249H0V250H1ZM90 249H92V248H90ZM98 249H99V248H98ZM115 249H116V246H115L114 250H115ZM122 249H123V248H122ZM184 249H185V248H184ZM216 249H217V248H216ZM239 249H240V248H239ZM42 250H43V249H42ZM53 250H54V249H53ZM53 250H52V251H53ZM69 250H70V249H69ZM69 250H68V251H69ZM72 250H73V249H72ZM93 250H94V249H93ZM124 250H125V249H124ZM129 250H130V249H129ZM162 250H163V249H162ZM243 250H244V249H243ZM259 250H260V249H259ZM263 250H264V249H263ZM46 251H47V250H46ZM52 251H51V252H52ZM73 251H74V250H73ZM73 251H72V252H73ZM116 251H117V250H116ZM164 251H165V250H164ZM169 251H170V250H169ZM40 252H41V251H40ZM47 252H48V251H47ZM51 252H50V254H51ZM57 252H58V250H57ZM57 252H56L55 254H57ZM60 252H61V251H60ZM60 252H59V253H60ZM75 252H76V251H75ZM75 252H74V253H75ZM172 252H173V251H172ZM177 252H178V250H177ZM216 252H217V251H216ZM218 252H219V251H218ZM263 252H264V251H263ZM1 253H2V252H1ZM37 253H38V252H37ZM95 253H96V252H95ZM99 253H101V252H99ZM165 253H166V252H165ZM165 253H164V254H165ZM240 253H241V252H240ZM25 254H26V253H25ZM39 254H40V253H39ZM50 254H49V255H50ZM61 254L63 255L64 253H61ZM65 254H67V253H65ZM68 254H69V253H68ZM71 254H72V253H71ZM172 254H174V253H172ZM244 254H245V253H244ZM261 254H262V253H261ZM102 255H104V254H102ZM122 255H124V254H122ZM125 255H126V254H125ZM130 255H131V254H130ZM248 255H249V254H248ZM252 255H253V254H252ZM32 256H33V254H32ZM52 256H53V254H52ZM63 256H68V255H63ZM63 256H62V257H63ZM73 256H74V255H73ZM106 256H107V255H106ZM127 256H128V255H127ZM137 256H138V255H137ZM137 256H135V257H137ZM163 256H164V255H163ZM169 256H170V255H169ZM175 256H176V255H175ZM186 256H188V255H186ZM41 257H42V256H41ZM46 257H47V256H46ZM46 257H45V258H46ZM56 257H57V256H56ZM58 257H59V256H58ZM98 257H99V256H98ZM100 257H101V255H100ZM100 257L97 258V259L99 260ZM173 257H174V256H173ZM189 257H190V256H189ZM250 257H251V256H250ZM67 258H68V257H67ZM108 258L110 259V257H108ZM181 258H182V257H181ZM36 259H38V258H36ZM47 259H49V258H47ZM52 259H53V258H52ZM52 259H51V260H52ZM64 259H65V258H64ZM64 259H63V260H64ZM74 259H75V258H74ZM120 259H121V258H120ZM137 259H138V257H137ZM157 259H158V258H157ZM177 259H178V258H177ZM177 259H175V260H177ZM192 259H193V258H192ZM194 259H195V258H194ZM248 259H249V258H248ZM251 259H254L253 256H252ZM261 259H262V258H261ZM38 260H39V259H38ZM44 260H45V259H44ZM44 260H43V261H44ZM51 260H50V261H51ZM55 260H56V259H55ZM72 260H73V259H72ZM75 260H76V259H75ZM77 260H78V259H77ZM79 260H80V259H79ZM152 260H153V259H152ZM178 260H179V259H178ZM43 261H42V262H43ZM58 261H59V260H58ZM60 261H61V260H60ZM103 261H104V260H103ZM106 261H108V260H106ZM110 261H111V260H110ZM134 261H135V260H134ZM145 261H146V260H145ZM157 261H158V260H157ZM157 261H156V263H157ZM192 261H193V260H192ZM192 261H191V263H192ZM254 261H255V259H254ZM258 261H259V260H258ZM38 262H39V261H38ZM55 262H56V261H55ZM69 262H71V261L69 260ZM75 262H76V261H75ZM96 262H97V260H96ZM171 262H172V261H171ZM101 263H102V261H101ZM161 263H162V262H161ZM175 263H176V261H175ZM203 263H204V262H203ZM233 263H234V262H233ZM30 264H31V263H30ZM36 264H37V263H36ZM43 264H44V263H43ZM105 264H107V263H105ZM108 264H109V263H108ZM154 264H155V263H154ZM194 264H195V263H194ZM204 264H205V263H204ZM208 264H209V263H208ZM217 264H218V263H217ZM250 264H252V263H250Z\"/></svg>", "mask_w": 264, "mask_h": 264}, {"label": "clouds", "instance_id": "clouds-1", "mask_svg": "<svg viewBox=\"0 0 264 264\" xmlns=\"http://www.w3.org/2000/svg\"><path fill=\"white\" fill-rule=\"evenodd\" d=\"M260 6L261 15L258 19L242 24L234 30L233 35L236 38L229 40L226 49L222 53L223 58L227 59L245 52L253 54L251 50L246 49V41L248 39L264 42V0H260ZM232 8L243 12L254 9L255 6L247 3L246 0H238L237 3L233 4ZM175 48L177 49L178 58L186 65H192L191 41H186L183 44L177 42ZM244 224L246 230L252 234L264 232V217L246 218Z\"/></svg>", "mask_w": 264, "mask_h": 264}]
</instances>
